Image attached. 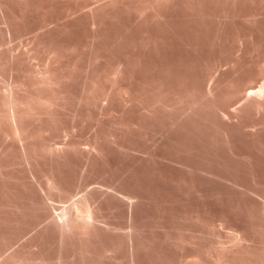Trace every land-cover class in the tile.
Listing matches in <instances>:
<instances>
[{
	"label": "rangeland",
	"instance_id": "1",
	"mask_svg": "<svg viewBox=\"0 0 264 264\" xmlns=\"http://www.w3.org/2000/svg\"><path fill=\"white\" fill-rule=\"evenodd\" d=\"M84 1H85V3H84ZM250 1L248 2V6L252 10L254 9L252 13L254 14L255 19H257V17H258L257 20H259V21H257L256 24L254 22H251V25H248V26L246 25L247 30H249L255 24L254 25L255 27L253 26V28L250 29V31L252 32L254 29V31H256V33L254 32L256 36H255V38H252V39L249 38L247 40L248 43H246L247 46H245V48L247 47V49H244V51L247 50L248 52L247 51L243 52L244 54H246L245 56H243V53H241V54L238 53V47L237 46H239V45H238V42L235 40V38H233V36L235 33L234 29L236 26H237V28L235 29L236 32L241 31L242 29H244V31H245L246 27L244 25L241 26V24L239 23V26L237 24L236 25L231 24V25L226 26V29H225V27L222 28V27H220V24H219L218 14H216V13L214 14L213 12L211 15H209V16L207 15V17L205 18L206 20L205 19H203L202 21L200 20L199 21L200 25L196 22V24H198V26L195 25L194 24L195 22H193V21H192L193 23L191 22V24H190L189 18L182 17V19H180L179 17L178 18L176 17L174 19V23L172 25H170V24L165 25L164 22H155V23L148 25V26H145V27L142 26V28L138 27V29L136 30V33L134 35L135 37L137 36L136 38L128 37V39H127L126 35L123 34L126 31V27L125 26L123 27V25H121L120 22H118V21H116V22L113 21L111 23H106V24L103 23L101 26H99L98 28H95V29H92V26L86 25V24H72L71 26L67 27V29L69 30V33L70 34L73 33L72 38L65 39V38L61 37L60 34L63 33L62 32L63 31L62 30L63 24H62L61 19H62L63 13L66 11V9H69V8L74 9L77 7L85 6L86 4L88 5L91 3V0H89V2H88V0H80V1L79 0H56L55 1L56 9L53 10L52 16H55V18L54 17L53 18L56 21L58 20L57 21V27H59V25L61 23L59 29H57L58 31H56V34L58 33L57 34L58 36L56 38L57 43L54 42V44L53 43L51 44V43L46 42V41H41V45L39 44L40 47L38 46V49L35 51L34 55L32 54L33 55L32 57L30 56L29 58L28 57L24 58V60H23L24 62L21 61L23 64L21 65V67H20L21 69L19 68V70L18 69L15 70V68H14L15 66H12L13 64L11 63L12 62L11 61V55H10V52L8 50L12 49V48L17 49L22 44H23V47L25 46V48L26 47L31 48L32 46H34L33 40L28 35L24 36L22 38H15L11 43L6 41V39H3L2 37L0 38V39H2V41L0 40V46H1L0 47L1 48L0 49V63H1L0 64V67H1L0 68V70H1L0 71V82H1L0 83V99H2L3 96H5V94L7 93L8 87L12 84H17L16 90L19 93L22 91L26 92L25 94L23 92L20 93L24 96L26 94H28L27 92H29V95H27V98H29V99H31V97H33V96L35 98L36 95H39L41 97L42 96H45V97L51 96L48 91H47L48 93L46 92L45 88H44L45 90L42 89L43 87L39 88L41 86H39L37 84L38 83L37 78L40 79L41 77H43V75L47 72V70H51V71H53V73L55 72L54 74H55L56 78H58L57 79L58 86H57V88H55L56 90L53 91L52 95L54 94V96H55L57 94V96L55 97V100L57 97L59 98V100L57 98L55 106L52 109L53 112L54 111L56 112V114L54 112L53 115L54 114L55 115L53 117L52 116L49 117V115L43 114L42 122H44V123L41 122L42 123L41 126H43V127L38 125V122L35 123L36 128L33 131V133L38 134V132L41 131L43 134L40 133L41 136H37V134H36L35 137L37 136L36 137L37 139L36 138L33 139V143H35L34 144L35 146L33 147L34 149L33 148L31 149V152L35 151V152H33L35 154L32 153V157L35 159L31 158L29 164L27 162H24L25 161L24 158L19 156L18 153L15 154V151L13 149H12L13 151L10 149H6L8 141L9 142H10V140L15 141V137L13 135H11L9 137L10 140H8L9 138L6 139L5 137H3V139H2V136H1L2 134L0 133V142H1L0 143V155H1L0 156V164H1L0 165V184H1L0 185V195L4 196V197L0 196V215H1L0 218H2V220L0 219V239H1L0 240V255L1 254L3 255V256L2 255L0 256V261H3V258L5 259L7 257H10V254H13V255L15 254L16 256H18L17 255V253H18L21 256H23L25 254L23 256L25 261L30 262V259H31V262L37 261V262H40L42 264H54L55 262H56L55 264H85V263L86 264H92V263L93 264H114V263L115 264H131L132 258L129 259V257H131V256L128 255V254H130V245H129L130 243L128 241V233H127V232H129V229H128L129 215H130V211H131L135 216L134 219L136 220L138 218V221L136 220V224L141 229L139 232V236H140V239L142 241L141 242L142 246H144V247L141 246L140 250H142V251H139V253H140L139 263L140 264L141 263L144 264V262H145V264H149V262H151L150 264H164V262H165V264H191V263H193V264H203V263L204 264H213V263L216 264V262L218 264H230V263L231 264H255V263L256 264L257 263L258 264H261V263L264 264V262H263L264 261V231H263L264 230V221H263L264 220V210H263L264 207L262 208V206H264V204L262 203L263 205H261L259 203L260 201L258 199H256L254 196L247 194L245 191L247 189V187L252 188L254 186L253 189H257V190L261 189V191L263 192L264 191V188H263L264 183L262 182L263 184H259L260 182L256 181L258 179L255 178L254 174L251 171H248V170H250V168L247 167L248 160H246L245 154L252 151L251 149H253V148L249 147L251 145L249 142L247 143V141H248L247 133L245 134L247 129L244 130V128L242 126H240V124L238 125L237 123H235V127H234V124L225 126L223 122L221 123V121L226 116H228L226 118H229L231 116L232 117L235 116L236 114L234 115L235 112L233 113V111L235 110L237 112V109L240 108L239 104L243 103V101H245V102L247 101L246 96H244L245 94L243 95V93H244L243 87L245 84V81H244L245 75L243 73H245L246 71H249L250 70L249 68H251L253 66H256L259 70H261L263 68L262 66H259V64H260L259 62H261V60L264 59V54H263L264 53V50H263L264 49V40H263L264 39V30H263L264 29V5L262 4V3H264V0L263 1L262 0H250ZM254 1H256V2H254ZM259 1L260 2L262 1L261 4H259L260 3ZM10 6H11V11H14V10H16V8L18 9L20 7V5L17 2H11ZM257 12H259L260 14ZM212 16L214 18H216L217 20L213 19ZM241 16L243 18L244 14L241 13L239 15V17L241 18ZM209 17L213 20L209 19ZM239 17L236 16L237 19ZM184 18L189 19V20L186 21ZM240 18L238 19L239 21L237 19L235 21L237 23L238 22L242 23V21H240L242 18L241 19ZM261 18H262V20H261ZM176 19H177V21H176ZM208 19L211 21H209ZM180 20H182V22L184 21L185 23L189 22L188 25H193L192 27L191 26L189 27L190 29L192 28L191 30H193V31H190L189 28L187 29L186 27H188V25H186L184 22H183L184 24L183 23L182 24L185 26H183V25L180 26L181 22H178ZM215 20L217 22L216 23L217 26L214 22ZM39 21L40 22L44 21V18H40ZM212 21L214 23H211ZM202 22H205V23H202ZM22 24H23V27L24 28L27 27L26 29H28V30L34 28L32 23L24 22ZM177 24H180V25L177 26ZM213 24L216 26V28L219 27L220 29H218V28H217L218 30L215 29V26ZM194 25L197 27H194ZM203 25H205L206 29L204 28ZM258 26H260V27H258ZM109 27H110V30L108 29ZM111 27H113V28H111ZM115 27H117V29ZM101 28H103V29H101ZM123 28L125 31L123 30ZM146 28H148V29H146ZM193 28H195V30ZM203 28L205 30H203ZM171 29H174V30H171ZM178 29L181 32H179ZM93 30H94V32H93ZM105 30H107V31H105ZM127 30H128V27H127ZM186 30H188V31H186ZM197 30L200 32H198ZM74 31H75V33H74ZM113 31L114 32L116 31V32L114 33ZM182 31L184 34L182 33ZM194 31H196V32H194ZM230 31L232 32L233 36H231V34H230L229 35L230 38H228V39L224 38L223 34L224 33L228 34ZM118 32H120L122 34L119 33L120 36L119 35L117 36ZM154 32H156V33H154ZM170 32H172V33H170ZM187 32H188V34H187ZM210 33H211V35H213V37L210 35ZM257 33H260V35ZM161 34L163 36H161ZM180 34H181V36L183 35V37H181ZM199 34L201 35V38H199L200 37ZM207 34L210 35V38H209V35H207ZM111 35H113V36H111ZM123 35H125V36H123ZM158 35H159V37H158ZM194 35H195V38H194ZM214 35H215V38H214ZM138 36H139V39H137ZM166 37H168V38L166 39ZM179 37H181V38H179ZM189 37L191 38L190 40L188 39ZM257 37H259V39ZM141 38H142V41L144 43L141 41ZM150 38H152V39H150ZM173 38H174V40H173ZM193 38L195 39V41L192 40ZM80 39H82V40H80ZM113 39L115 40V42ZM118 39H120V40H118ZM134 39H136V40H134ZM176 39H178V40L176 41ZM185 39L187 42L185 41ZM200 39L202 40L203 43L201 41H199ZM205 39L207 40V43L204 42V41H206ZM255 39H256V41H255ZM58 40H60V41H58ZM149 40H151L150 43L152 45L149 43ZM166 40H167V42L169 41L168 43H170V42H173V43H171L169 46V44H167ZM180 40H182V42H179ZM253 40H254V42H253ZM117 41H118V43H117ZM119 41H122V42H119ZM132 41H133V43H132ZM231 41H232V43H231ZM43 42H46L47 44L43 43ZM138 42L140 45L138 44ZM161 42L163 43L162 45H161ZM175 42L176 43L178 42L179 44L178 43H177L178 45L174 44ZM183 42H184V44H183ZM191 42L193 45H191ZM217 42H219L220 44ZM119 43H121L122 45ZM180 43H181V45H180ZM205 43H206V45H205ZM44 44H46L47 46L45 47ZM63 44H64V46H63ZM141 44H143V45H141ZM158 44L162 47H160ZM203 44L205 45L204 47H203ZM227 44H229V45L227 46ZM251 44H253L252 47L254 46L253 47L254 49L248 48V47H251ZM261 44H263V46ZM51 45H52V47H50ZM125 45H127V48ZM155 45L157 46V48ZM184 45L187 46V48L184 47V49H183ZM118 46H120V47L118 48ZM114 47H116V48H114ZM178 47H179V49H178ZM202 47H203V49H202ZM258 47L259 48L263 47V49H259ZM39 48H42V49L39 50ZM45 48L46 49L48 48V51ZM75 48H77V49H75ZM142 48L146 49V51L142 50ZM164 48H166V50H164ZM167 48H168V52L169 53L172 52V54L171 53H170V55H169V53H168V55L166 54ZM171 48L174 52L171 50L169 51V49H171ZM181 48H182V50H181ZM190 48H192V49H190ZM194 48H195V50H194ZM207 48H209V49H207ZM119 49H121V50H119ZM158 49L160 51H158ZM187 49H188V51H186ZM220 49H222V51ZM49 50H52V51H49ZM131 50H133V51H131ZM201 50L204 53L206 51L205 55H204V53L201 52ZM228 50H230V52H228ZM233 50H234V52H232ZM39 51L41 52V54ZM164 51H166V52H164ZM197 51H199V53ZM215 51H218V52H215ZM148 52H149V54H148ZM150 52H151V54H150ZM155 52L157 54H155ZM192 52L193 53L197 52V53L192 54ZM200 52L202 54H200ZM54 53L57 56H55ZM131 53H132V55H131ZM186 53H187V56H186ZM210 53H211V55H210ZM222 53H225L226 56L224 54L222 55ZM249 53H252V54H249ZM78 54H79V56H78ZM134 54H135V56H134ZM152 54H153V56H152ZM212 54L214 57H216L215 55H218L221 58H219L217 56L214 60V57L212 58ZM258 54H260V55H258ZM150 55L152 56V58ZM188 55H189V57H188ZM251 55H253V56H251ZM256 55H257V57H256ZM47 56H49V57H47ZM184 56H186V58H184V59L188 60L189 62L188 61L184 62V60H183ZM238 56H240V58H237ZM70 57H71V59H70ZM76 57L79 59H77ZM171 57H173V58H171ZM174 57H176V58L178 57V58L176 59ZM209 57L212 59L213 63H215L216 65L211 63L212 61L210 60ZM121 58H122V60H121ZM148 58H150L152 61ZM249 58H251V59H249ZM59 59H61L62 62ZM62 59L63 60L65 59V60L63 61ZM76 59H77V61L78 60L79 61L77 62ZM172 59H174V60H172ZM204 59H205V63H202L201 61L203 60V62H204ZM236 59L238 60V62L235 63V61H237ZM239 59H241V60L239 61ZM253 59L255 61L256 60L257 61L255 62V61H253ZM118 60H121V61L118 62ZM149 60L151 62L155 61V63L148 64ZM249 60L250 61L252 60V61L250 62ZM157 61H159L158 62L159 64L157 63ZM167 61L168 62L170 61L168 63L169 65L167 64ZM177 61H178V63H177ZM180 61H181V64H180ZM214 61H216V62H214ZM174 62H176V63L173 64ZM182 62L188 63L187 66H186V64H183ZM217 62H218V64H217ZM226 62H227V64H226ZM252 62H253V66L251 65ZM86 64H87L88 69L85 68ZM170 64H171V67H170ZM177 64H179L180 66H178ZM182 64H183V66H181ZM204 64H205V66H204ZM210 64L212 67L210 66ZM224 64H226V66ZM242 64H243V66L244 65H246V66L243 67ZM173 65L175 68L173 67ZM250 65H251V67H249ZM177 66H178V68L180 67L179 69H181V70H179L178 68L176 69ZM216 66H218L219 68ZM163 68H164V71H163ZM170 68H172V69H170ZM194 68H195V70H194ZM214 68H216V69L214 70ZM238 68H240V69H238ZM23 69H25V70H23ZM56 69H58V70H56ZM182 69H183V73H181ZM188 69L190 71H188ZM207 69L208 70L210 69V70L207 71ZM245 69H246V71H244ZM21 70H22V72H21ZM134 70H136V71H134ZM157 70H158V72L160 71L159 72L160 75L158 74ZM176 70H178L179 72L178 71L176 72ZM185 70H186V73L184 74ZM43 71H45V73ZM68 71H69V73H68ZM112 71H114V72H112ZM168 71H170V72H168ZM187 71L192 72L193 75L191 73H188ZM222 71H223L224 75H223ZM225 71H227L228 74L225 73ZM242 71H243V73H242ZM1 72L4 74H2ZM154 72H155V74H151ZM166 72L168 75H166ZM197 72H199V73H197ZM212 72L215 75L214 79L216 80V82L219 80L217 83H218V85H220L219 87L222 90V91H219L220 93L222 92L221 93L222 97L220 96V93H219L218 97H221L222 100L219 99L218 97H216L217 99L213 98V100H211V103H212L211 104L210 100H207L208 98H206V96H205L206 95L205 94L206 88H204V90H205V92H204L203 87H201V86H203V84H206V83L208 85H210L209 80H214L212 78V77H214ZM31 73H32V75H31ZM57 73H58V75H57ZM75 73H77V75ZM187 74H189V75H187ZM197 74H199L200 76H198ZM201 74H203V77H201ZM208 74L211 76H208ZM245 74H247V72ZM12 75H14V76H12ZM22 75L25 77H23ZM112 75L113 76L115 75V77H113ZM124 75L126 76V78H124L125 77ZM150 75H151V77L152 76L153 77L152 78L149 77ZM154 75H156V76H154ZM180 75L182 76V78ZM194 75H196L195 76L196 78L198 77L197 78L198 80H196V83H198V85L200 87L198 89H200V90H198L196 88L198 86H196L197 84L195 82H193L195 79V77H193ZM221 75H223V76L221 77ZM241 75H242V79H239V77L241 78ZM129 76H131V77H129ZM157 76H158V78H157ZM160 76H161V78H160ZM172 76H173V79H172ZM184 76H186V77H184ZM191 76H192V78H191ZM232 76H233V78H232ZM21 77H23V79ZM235 77H237V78H235ZM65 78H67L69 81ZM178 78H180V80ZM222 78L224 80H222ZM63 79H65V80L63 81ZM84 79H86V80H84ZM125 79H127V80H125ZM204 79L207 80V82H205ZM234 79H236L238 81H236V80L234 81ZM260 79L261 80L258 81L260 83L257 82L258 84L257 83L255 84V86H257L258 88H259V86L260 87L264 86V81H263L264 80V74L261 76ZM76 80H78V81H76ZM130 80H132V81H130ZM134 80H137V82ZM156 80L159 82L157 83ZM163 80H164V83H163ZM170 80H171V82H170ZM10 81H11V83H9ZM81 81H83V82H81ZM107 81H109V82H107ZM112 81H113V83H112ZM173 81H174V83H173ZM176 81H178V82H176ZM183 81H184V83H183ZM186 81L188 83H186ZM197 81H199V82H197ZM227 81H228V83L226 84ZM240 81L241 82L243 81L244 83L243 82L241 83ZM118 82H120V83H118ZM131 82H132V84H131ZM146 82H148L149 84H147ZM180 82H182L181 83L182 85L180 84ZM190 82L193 84H191ZM223 82H224V85H223ZM232 82L233 83L235 82L234 85H236L239 82L243 86L238 83V85H237V86H239L238 87L239 89H238V88H236L237 86L235 87ZM34 83H35V85H34ZM103 83H106V84H103ZM125 83H126V85H124ZM19 84H20L21 89H19L20 88L18 86ZM84 84H85V89H84ZM145 84H146V86H144ZM153 84H154V86H153ZM155 84H156V87H155ZM185 84H187V85H185ZM194 84H196V85H194ZM200 84H201V86H200ZM174 85L177 87H175ZM184 85L186 88L184 87ZM206 85H204V87ZM222 85L225 86L224 90L226 88V91L223 90ZM151 86H153L154 88L153 87L151 88ZM187 86H189V87L191 86V88H189ZM240 86H241V88H240ZM28 87H29V89H28ZM67 87H68V89H67ZM74 87L77 90L74 89ZM86 87H88V88H86ZM147 87H148V89H147ZM159 87H161V88H159ZM164 87H165V89H164ZM192 87H194V88H192ZM231 87H233V88L231 89ZM100 88L103 90L101 91ZM150 88H151V90H150ZM168 88L170 91H168ZM184 88L188 89V90H186L187 92L185 91ZM220 88H219V90H220ZM23 89H25V90H23ZM40 89H42L41 92H40ZM135 89L137 91H135ZM139 89H140V91H139ZM179 89H180V91H179ZM192 89H193V91H191ZM240 89H241V91H237ZM38 90H39L40 94L38 93ZM57 90H59L60 92H58ZM98 90H100V91H98ZM125 90H128L129 94H124ZM194 90H196V91H194ZM234 90H236L238 93H236ZM34 91H35V93H32ZM91 91H94V92H91ZM143 91H145V92H143ZM79 92L80 93L82 92V93L80 94ZM195 92H197L196 93L197 95L195 94ZM227 92H229L230 94H228ZM240 92L242 95L240 94ZM31 93H32V95H31ZM100 93H101V95H100ZM137 93H139V95ZM142 93L143 94L145 93V94L143 95ZM159 93L161 96L159 95ZM179 93H180L181 97H180ZM188 93H189V96H188ZM190 93L192 95L194 94L193 97H192V95L190 96ZM203 93H204V95H203V97H201ZM97 94H99V95H97ZM102 94H103V97H102ZM147 94L148 95L151 94V95L148 96ZM154 94H156V95L158 94V95L156 96ZM167 94H169L170 97L174 96V98L173 97L168 98ZM132 95L135 98L132 97ZM177 95L179 98H177ZM223 95H225V96L223 97ZM39 96H37V97H39ZM142 96H144V97L146 96L145 97L146 99L144 97H143L144 98L143 99ZM37 97H36V100H37ZM130 97L132 98L131 100H130ZM137 97H138V99H137ZM164 97H165V99H164ZM182 97H184V98H182ZM204 97L206 99H204ZM237 97H240V98H237ZM156 98L158 99V101L155 100ZM235 98L240 100V102H238L239 104L237 103V100ZM121 99H122V102H121ZM172 99H174V100H172ZM198 99H200L199 100L200 102L198 101ZM202 99L204 101H207L205 103V105H204V101ZM214 99H216L215 101L218 104L216 102H214ZM31 100H33L34 103L36 102L35 104H37V101L35 99H31ZM125 100H127V101H125ZM62 101H63V103H62ZM147 101H148V103H149V101H150V103H152L154 101L155 103L153 102L154 103L153 107H152L153 103L152 104L149 103L150 104L149 105L147 103ZM163 101H164V103H163ZM175 101H178V102H175ZM179 101L180 102L182 101V102L180 103ZM208 101H209V104H208ZM229 101H231V102H229ZM130 102H132L133 104ZM189 102H190V104H189ZM197 102L199 103L200 107H199ZM224 103H226V105ZM56 104L58 106H56ZM81 104H83V105H81ZM165 104L167 106H169L168 107L169 111H163L165 108H167V106ZM178 104L181 106L178 107ZM187 104H189V105H187ZM195 104H196V106H195ZM237 104H238V106H237ZM171 105H172V108H171ZM174 105H175V107H174ZM193 105L195 108L192 107ZM213 105L218 107V109L216 107H214L212 109ZM233 105L235 107H233ZM188 106H190V107H188ZM221 106H223V107H221ZM228 106L230 107V109H228L229 108ZM45 107H48V106L43 105L41 108L43 111L45 109V112H46L47 108H45ZM180 107H182L181 110H180ZM56 108H58V109H56ZM135 108H136V110H135ZM185 108H187V109H185ZM191 108H193V109H191ZM196 108L198 109V111ZM205 108H206V110L203 111L202 109H205ZM127 109H129V111H127ZM188 109L190 110V112L188 111ZM199 109H201V110H199ZM227 109L229 111L231 110L230 112L227 111L228 113H233V114L228 115V113L225 111ZM161 110L163 112H161ZM170 110H171V112H170ZM193 110H195V111H193ZM211 110L214 112H211ZM250 110L252 111V109L250 108V109H248V112ZM131 111H133L135 113L133 114V112H131ZM221 111L224 113V115L225 114L226 115L225 116L221 115V113H222ZM60 112L62 113V116H61ZM149 112L151 115L148 114ZM164 112H166V113H164ZM173 112H174V114L176 113L175 115L178 118L173 114ZM185 112L189 113V115L186 114ZM194 112H196V114ZM201 112L206 113L205 115L207 117V120H205L206 117L203 118L205 115L201 114ZM210 112L212 115H210ZM248 112L246 111V113H245L246 117H244V118H246V119H244L247 122L246 124L250 123L251 121L253 122V120L256 118V114H258L256 112V110L249 113V115H248ZM183 113H185V114H183ZM171 114H173V116H175L176 119H175V117H173V119H172ZM178 114L179 115L183 114V115L179 116ZM198 114H200V115H198ZM215 114L218 115V117L215 116ZM252 114H253V117H255V118H252ZM168 115H169V117H168ZM194 115H196L197 118ZM187 116L190 118H188ZM219 116H220V118H219ZM223 116H224V118H223ZM247 116H248V118H247ZM193 117L196 118L195 119L196 121L194 120ZM249 117H250V119H249ZM183 118H184V120H183ZM166 119H167V121H165ZM203 119L205 122L203 121ZM212 119H213V121H212ZM229 119L232 121V123L237 122V121H235L237 119L235 117H233L232 119L231 118H229ZM170 120L173 123L169 122ZM174 120H176V122ZM185 120H192V122L186 121L187 123H185ZM209 120H210V122L208 123ZM218 120H221L220 123ZM193 121L195 123L197 122L198 124H194ZM198 121H200V122H198ZM45 122H47L46 125H45ZM176 123H177V125H176ZM188 123H190V124L188 125ZM191 123H192V125H191ZM205 123H206V125H205ZM207 123L209 125H207ZM210 123L211 124L213 123L214 126H213V124L211 126ZM169 124L170 125L173 124V125L170 126ZM180 124H183V125H180ZM221 124H223V125H221ZM37 125H38V127H37ZM49 125H51V126H49ZM168 125L170 127H168ZM194 125H197V126L199 125L200 127H197ZM237 125L240 127V129L242 128L244 132L242 130H240L239 127H236ZM175 126L176 127L178 126V128H175ZM181 126L183 127V129L180 130V128H182ZM188 126L190 127V129L189 128L187 129ZM224 126H225V128H224ZM232 126H233V128H236L237 130L233 129V131H232L231 130ZM184 127L188 131H186V129H184ZM219 127L224 128V131L225 132L228 131V132L224 135L225 132L221 128V130L223 131V133H222V131L220 130ZM228 127H230L229 129L232 132L231 131L229 132ZM48 129H50L51 131ZM64 129H66V131H64ZM217 129H218V131L219 130L220 131L218 132ZM35 131H37V132H35ZM234 131H236V132H234ZM233 132L237 133V135L239 133L240 137L237 138L236 134L234 136L232 134ZM44 133H46V134H44ZM163 133H164V136L166 135L165 137L168 136V138H166V141L168 140V142H165V140H164L165 137L163 136ZM228 134L229 135L231 134V136L232 137L234 136V138H231V137L229 138ZM244 134L246 137L244 136ZM160 136H161V138H160ZM38 137H40V138H38ZM169 138H170V140H169ZM221 138H224L225 140L221 139ZM244 138H246V139H244ZM206 139H207V141H206ZM232 139H234V141ZM5 140H7V142ZM162 140L164 142H162ZM50 142H52V143H50ZM64 142H66V143H64ZM208 142H209V144H207ZM234 142L236 143V145ZM237 142H240V143H237ZM85 143H86V145H85ZM206 144H207V146H206ZM230 144H231V146H230ZM232 144L235 146H233ZM36 145H37V147H36ZM67 145H70V147L68 146V148H69L68 153L63 158L58 159L57 156L51 155V153H46V152H50L47 150V149H50V147L51 148L54 147L53 149H56V147H57V149H60L61 147L62 148L67 147ZM81 145H82V147H81ZM42 146L44 149L42 148ZM86 146H88V147H86ZM234 147H236V148H234ZM238 147H240V148L238 149ZM243 147L244 148L246 147V148L244 149ZM4 148H5V150H4ZM39 148H41V149H39ZM229 148H231V150L234 152L232 153V151ZM95 149H98L100 152L97 153V150H95ZM138 149H140V150H138ZM223 149H225L226 151L225 150L223 151ZM240 149L242 150V152ZM2 151L3 152L6 151V152L3 153ZM85 152H88V153H86L87 155L85 154ZM144 152H150L152 155V156L150 155L151 158L150 157L148 158L147 156L144 157L143 156ZM226 152L229 153V155ZM219 153L222 156L219 155ZM230 153H232V156H230ZM239 153L241 154V158H240V155H238ZM4 154H6V155H4ZM47 154H49V155H47ZM204 154H206V155H204ZM39 155L41 157H39ZM85 155L87 157L84 158ZM199 155H202V156L204 155L205 157H201L203 159H200ZM218 156H220V157H218ZM225 156H226V158H225ZM243 157H245V158L243 159ZM146 158H148V159H146ZM222 158L225 159L226 161L223 160ZM20 159H23V160H20ZM145 159H146V161H145ZM204 159H206V160L209 159L210 161L208 160L209 161L208 162L205 160L206 161L205 162ZM228 159L232 160L233 163H232V161H230ZM235 159H236V161H235ZM33 161H37V162H33ZM183 161L186 162L185 165L188 167H186L184 164H180ZM185 162H183V163H185ZM140 163L142 164V166ZM235 163H236L237 167H235ZM241 163L244 165L241 166L242 165ZM27 164L29 167L27 166ZM206 164H208L207 168L212 170V173L206 167L203 169L204 166H207ZM189 166H191L192 168H190ZM212 166L214 168H212ZM225 166L227 168L230 167V168H228L229 170ZM182 167H184V168H182ZM232 167L235 169H233ZM244 167L248 170H246ZM16 168H20V169L18 170ZM181 168L184 169L185 171L184 170L182 171ZM240 168H244V170L243 169L240 170ZM191 169H192V171H191ZM216 169H217V172H219L220 174L216 172ZM13 170H14V172H13ZM203 170H204V172H203ZM238 170H240V171L237 173L236 171H238ZM195 171H196V174H194ZM225 171H227V173L230 171L231 172L229 174H226ZM247 171H248V173H247ZM19 172H21V173L19 174ZM188 172H190V174ZM213 172L217 173V175H215ZM204 173H207V174H205L206 176L204 175ZM223 173L225 175H228V176H226L227 179L225 178V175H223ZM245 173H247V175ZM199 174H202V175L199 176ZM248 174H250V175H248ZM23 175H25V177ZM229 175H230V177L232 176L233 178H235L238 181H236L232 177H231L232 178L231 179L229 177ZM243 175L244 176L246 175L247 178L244 177ZM251 176L254 177V179H252ZM206 177L208 179H206ZM237 177H240V178L238 179ZM185 180H187V181H185ZM252 180H253L254 184L251 182ZM3 181H4V183H3ZM17 181H18V183H17ZM191 181H192V183H191ZM28 182H30V183H28ZM232 183L234 185H232ZM248 184H251V186ZM256 185H258L257 186L258 188H256ZM10 186H11V188H10ZM242 186H244V187H242ZM6 187H8V189ZM45 187H46V189H45ZM237 187L240 189H238ZM16 189H18V190H16ZM19 189H21V190H19ZM27 191H28V193H27ZM240 191H241V193H240ZM33 193H35V194H33ZM235 194H237L238 196ZM7 195H8V197H7ZM132 196H133V198L131 200H129V197L131 198ZM239 196H240V198H239ZM47 197L51 198L52 200H50L48 202ZM181 197L183 199H181ZM190 197L192 199H190ZM241 197H243V198H241ZM244 197H246V198H244ZM76 199L80 200V202H79L80 205L78 207L79 210L76 212L74 211L72 213V215L69 217V219L66 220L65 224H62L61 222H59L58 219L55 218V216L62 212L63 206L71 207V205L73 204V201ZM175 199L177 202L175 201ZM244 199H245V201H244ZM34 200H35V202H34ZM129 201H131V202H129ZM189 201H191V202H189ZM247 201H249L248 202L249 204L246 203ZM251 201H254V202H251ZM12 202H13L14 206L12 205ZM24 202H25V204H24ZM258 203H259V205H258ZM17 204L20 205L19 209L15 208ZM33 204H35V205H33ZM257 205L259 208H253ZM29 207L31 208V210ZM258 209H260V210H258ZM10 210H11V212H10ZM35 210H37V211H35ZM252 210L255 212H253ZM257 210L260 212H258ZM39 212H40V214H39ZM2 213H5V215ZM17 213H19L21 216L22 215L23 216L21 217ZM160 213L161 214L164 213L163 216L160 215ZM255 213L257 214V216ZM259 214L260 215L262 214L260 216V218H259ZM13 215H14V217H13ZM4 216H5V218H4ZM164 216H165V222L163 219ZM187 216H188V218H187ZM37 217H39V218H37ZM172 217H173V219H172ZM174 217H176L177 219ZM245 217H247V218H245ZM249 217H251L252 219ZM253 217H256V219H258V220H256ZM261 217H262V219H261ZM8 218L10 219L11 222L9 221ZM20 218H22V219H20ZM24 218H26V219H24ZM75 218H76V220H74ZM241 218H242V220H241ZM244 218L247 220H245ZM39 219H41L42 221ZM44 219H45V221L43 222ZM156 219H160V221H163V225L165 226V229L161 228L162 225H160V223L158 222L159 220L154 221ZM13 220H15V221H13ZM27 220H28V222H27ZM56 220H58V221H56ZM166 221H169V222L166 223ZM254 221H257V223ZM19 222H22V223H19ZM38 222H39V224H38ZM172 223L176 226H174ZM10 224H12V225H10ZM167 224L168 225L170 224V225L168 226ZM24 225H25V228L23 227ZM57 225H58V227H57ZM126 225H128V226L126 227ZM188 225L193 230H191V228ZM39 226H41V227L38 228ZM9 227L10 228L12 227V228L10 229ZM29 227L32 228V230ZM175 228H176V230H175ZM210 228L214 230V233ZM215 228H216V230H215ZM257 229H258V232H257ZM170 230L173 232L171 233ZM207 230H209V232ZM2 231H4V232H2ZM13 231H15L16 233ZM226 231L228 232V234ZM26 232H27V234H26ZM200 232L201 233L203 232V233L201 234ZM3 233H4V235H2ZM10 233H12V235H9ZM215 233H217V234H215ZM20 234L22 235V237L17 236ZM191 234H192V236H191ZM238 234L239 235L243 234V235L247 236L248 239L250 240V242H249V240L244 242L241 246L236 247V249H234V251L227 250V251L223 252L224 251L223 249H230V248L234 247V245H235V244H233L235 242V239H234L235 236L234 235H238ZM166 235L167 236L171 235V236H168V238H167ZM177 235L178 236L181 235V238L178 237ZM162 236L165 238H163ZM199 236H200V238H199ZM220 236H221V238H220ZM16 237H17V239H18V237H20V239H21V240L19 239L20 243L18 242L19 240L15 239ZM228 238H229L230 242H229ZM5 239L7 242L5 241ZM14 239L17 242H14L10 245V242H12V240H14ZM31 239H33V240H31ZM161 239H162V241H161ZM169 239H171V242ZM123 240H124V243H123ZM156 240L161 241V243L160 242L157 243ZM185 240H186V242L187 241H189V242L186 244ZM125 241H126V243H125ZM166 241L167 242L169 241V242L167 243ZM30 242H32V243H30ZM219 242H220L221 247L219 246ZM227 242L230 244H228ZM16 243L17 244L19 243V244L16 246ZM6 244H9L10 246L6 247ZM20 244H22V245H20ZM115 244H117V245H115ZM170 244H171V246H170ZM190 244H193V245H190ZM216 244L218 247L216 246ZM31 245H32V247H31ZM113 245H115V246H113ZM19 246H21V247H19ZM151 247L152 248L154 247V248L152 249ZM158 247L161 248L160 251H159L160 248L158 249ZM165 247H167V249ZM103 248H104V250H102ZM110 248L112 250H110ZM147 248L150 251L147 250ZM21 249H22V251L24 250V252H22ZM151 249L153 251H151ZM220 249H221V252L224 254H222L220 252ZM239 249L241 250V252ZM242 249H243V251H242ZM13 250L15 251V253ZM27 250H28V252H27ZM91 250H92V252H91ZM29 251L30 252L32 251V252L30 253ZM109 251L112 252L113 254L110 253ZM116 251H118V252H116ZM187 251H188V253H187ZM99 252H101V253H99ZM161 252H162V254H161ZM92 253H95V254H92ZM175 253H177L178 256ZM5 254L7 257L5 256ZM97 254H98V256H97ZM106 254H108V255H106ZM188 254L189 255L191 254L190 257ZM215 254H216V256H215ZM227 254L229 255V257ZM93 255H95V256H93ZM116 256H118V257H116ZM119 256H121V257H119ZM198 256L201 257L200 258L201 260L199 259ZM218 256H223L224 260H223V262L221 261L222 263L218 262V259H217ZM225 256L227 259L225 258ZM89 257L91 259H89ZM34 258L35 259L37 258V259L34 260ZM39 258H40V260H39ZM169 258H170V260H169ZM172 258H173V260H172ZM101 260H103V261H101ZM190 260H192V261H190ZM225 260H227V261L224 262ZM75 262H77V263H75ZM152 262H154V263H152Z\"/></svg>",
	"mask_w": 264,
	"mask_h": 264
},
{
	"label": "bare ground",
	"instance_id": "2",
	"mask_svg": "<svg viewBox=\"0 0 264 264\" xmlns=\"http://www.w3.org/2000/svg\"><path fill=\"white\" fill-rule=\"evenodd\" d=\"M55 1L56 0H0V38L2 37L3 39H6V41H8L9 43H11L15 38H22V37H24V36H30L31 37V39L33 40V44H34V46H32L31 48H25V46L23 47V44L22 45H20V47L19 48H17V49H14V48H12V49H9L8 51L10 52V55H11V63L13 64L12 66H15L14 68H15V70H19V68L21 67V65L23 64L22 62H24L23 60H24V58H26V57H32L33 55H34V53H35V51L38 49V46H39V44L41 45V41H46V42H49V43H53L54 44V42H56L57 43V41H56V38H57V34H56V31H58L57 29H59V27H60V25H61V23H60V25H59V27H57V21L54 19L55 18V16H52V13H53V10L54 9H56V6H55ZM80 1V0H79ZM250 0H91V3L90 4H86L85 6H82V7H77V8H74V9H71V8H69V9H66V11L63 13V16H62V24H63V33L62 34H60L61 35V37H63V38H65V39H69V38H72V34H70L69 33V30L67 29V27H69V26H71L72 24H86V25H90V26H92V29H95V28H98L99 26H101L103 23L104 24H106V23H111V22H116V21H118V22H120V24L121 25H123V27L125 26L126 27V31L124 30V28H123V30L125 31L123 34H125L126 35V37H127V39H128V37H131V38H136L134 35H135V33H136V30L138 29V27H140V28H142V26H148V25H151V24H153V23H155V22H164L165 23V25L167 24V25H172L173 23H174V19L177 17H179L180 19H182V17H186V18H189V19H185L186 21L187 20H189V22H190V24H191V22L193 21V22H195L194 24L195 25H197L198 26V24H199V21L201 20H203V19H205L206 17H207V15L209 16V15H211L212 14V12L215 14H218V16H219V24H220V27H222V28H224L225 27V29H226V26H228V25H231V24H237L238 26H239V23L241 24V26H245L246 27V25L248 26V25H251V22H254L255 24H256V22L257 21H259V20H257L258 19V17H257V19H255V17H254V14L252 13L253 12V10L251 9V8H249V6H248V2H249ZM263 1V0H262ZM261 1V2H262ZM11 2H17L19 5H20V7L17 9L16 8V10H14V11H11V6H10V3ZM58 2V1H57ZM88 2H89V0H88ZM251 2V1H250ZM254 2H256V1H254ZM260 2V1H259ZM261 2L259 3V4H261ZM62 3V2H61ZM64 3V2H63ZM67 3V2H66ZM80 3V2H79ZM84 3H85V1H84ZM252 3V2H251ZM263 5H264V3H262ZM58 5V4H57ZM77 5V4H76ZM83 5V4H82ZM250 5V4H249ZM61 6V5H60ZM63 6V5H62ZM253 6V5H252ZM261 6V5H260ZM64 9V8H63ZM62 11V10H61ZM263 11V10H262ZM244 14V17L242 18V16H241V18L239 17V15L240 14ZM257 13H259V12H257ZM262 13V12H261ZM59 14V13H58ZM260 14V13H259ZM54 15V14H53ZM57 15V14H56ZM61 16V15H60ZM236 16L237 17H239L241 20L240 21H242V23L241 22H236L235 20L237 19L236 18ZM54 17V18H53ZM216 17V16H215ZM260 17V16H259ZM40 18H44V21H42V22H40L39 21V19ZM58 18V19H59ZM212 18L213 19H216V18H214L213 16H212ZM238 18V19H239ZM183 19V20H184ZM209 19H211L210 17H209ZM208 19V20H209ZM213 19H211V20H213ZM237 19V20H238ZM60 20V21H61ZM206 20V19H205ZM211 20H209V21H211ZM217 20V19H216ZM216 20L214 21L215 22V24L217 23L216 22ZM261 20H262V18H261ZM176 21H177V19H176ZM239 21V20H238ZM24 22H29V23H32V25L34 26V28L33 29H30V30H28V29H26V28H24L23 27V24L22 23H24ZM117 22V23H118ZM178 22H181V25L180 24H177V26L178 25H180V26H182L184 23L182 22V20H180V21H178ZM188 22V23H189ZM192 22V23H193ZM196 22L198 23V24H196ZM213 21L211 22V23H214ZM177 23V22H176ZM183 23V24H182ZM188 23H185L186 25H188ZM201 23V22H200ZM202 23H205V22H202ZM260 23V22H259ZM258 23V24H259ZM119 24V25H120ZM253 24V23H252ZM254 24V25H255ZM117 25V24H116ZM175 25V24H174ZM194 25V27H197V26H195ZM200 25V24H199ZM206 25V24H205ZM205 25H203L204 26V28H205ZM214 25V24H213ZM253 25V26H254ZM83 26V25H82ZM89 26V27H90ZM105 26V25H104ZM176 26V25H175ZM183 26H185V25H183ZM192 27L193 25H188V27H186L187 29L189 28V27ZM215 26V25H214ZM216 26H217V24H216ZM216 26H215V29H220L219 27H217L216 28ZM253 26L250 28V29H252L253 28ZM31 27V26H30ZM86 27V26H85ZM127 27H128V30H127ZM201 27V26H200ZM255 27V26H254ZM258 27H260V26H258ZM111 28H113V27H111ZM116 29H117V27H115ZM179 28V27H178ZM203 28V30H205ZM237 28V26L235 27V29ZM244 28V27H243ZM65 29V30H64ZM75 29V28H74ZM77 29V28H76ZM80 29V28H79ZM82 29V28H81ZM101 29H103V28H101ZM106 29V28H105ZM109 30H110V27L108 28ZM121 29V28H120ZM145 29V28H144ZM146 29H148V28H146ZM150 29V28H149ZM175 29V28H174ZM174 29H171V30H174ZM190 29V28H189ZM192 29V28H191ZM190 29V31H193V30H191ZM194 30H195V28H193ZM197 29V28H196ZM208 29V28H207ZM211 29V28H210ZM209 29V30H210ZM217 29V30H218ZM235 29H234V36H233V34H232V32L230 33H224L223 34V37L224 38H226V39H228V38H230V34H231V36H233V38H235V40L238 42V45L239 46H237L238 47V53L239 54H241V53H243V52H246V51H244V49H247V47L245 48V46H247L246 45V43H248L247 42V40L249 39V38H255V33H256V31H254V29H253V31L251 32L250 31V29L249 30H247V27H246V30L244 31V29H242L241 31H238V32H236L235 31ZM239 29V28H238ZM257 29V28H256ZM263 29V28H262ZM261 29V30H262ZM73 30V29H72ZM90 30V29H89ZM143 30V29H142ZM170 30V31H171ZM179 30V29H178ZM185 30V29H184ZM230 30V29H229ZM260 30V29H259ZM264 30V29H263ZM262 30V31H263ZM61 31V30H60ZM80 31V30H79ZM78 31V32H79ZM83 31V30H82ZM97 31V30H96ZM100 31V30H99ZM105 31H107V30H105ZM118 31V30H117ZM186 31H188V30H186ZM198 31V30H197ZM211 31V30H210ZM225 31V30H224ZM233 31V30H232ZM71 32V31H70ZM81 32V31H80ZM93 32H94V30H93ZM98 32V31H97ZM96 32V33H97ZM103 32V31H102ZM114 32V31H113ZM116 32V31H115ZM114 32V33H115ZM147 32V31H146ZM179 32H181L180 30H179ZM185 32V31H184ZM194 32H196V31H194ZM193 32V33H194ZM198 32H200V31H198ZM202 32V31H201ZM212 32V31H211ZM255 32V33H254ZM74 33H75V31H74ZM90 33V32H89ZM119 33L120 32H118V34H117V36L119 35ZM154 33H156V32H154ZM153 33V34H154ZM160 33V32H159ZM168 33V32H167ZM170 33H172V32H170ZM182 33H183V31H182ZM203 33V32H202ZM201 33V34H202ZM205 33V32H204ZM207 33V32H206ZM209 33V32H208ZM261 33V32H260ZM260 33H257V34H259L260 35ZM105 34V33H104ZM120 34H122V33H120ZM163 34V33H162ZM161 34V36H163ZM184 34V33H183ZM187 34H188V32H187ZM197 34V33H196ZM195 34V35H196ZM77 35V34H76ZM79 35V34H78ZM101 35V34H100ZM125 35H123V36H125ZM139 35V34H138ZM148 35V34H147ZM156 35V34H155ZM166 35V34H165ZM190 35V34H189ZM195 35H194V38H195ZM200 35V34H199ZM207 35H209V34H207ZM210 35H211V33H210ZM210 35H209V38H210ZM74 36V35H73ZM99 36V35H98ZM111 36H113V35H111ZM120 36V35H119ZM122 36V37H123ZM134 36V37H133ZM152 36V35H151ZM174 36V35H173ZM176 36V35H175ZM180 36H181V34H180ZM191 36V35H190ZM197 36V35H196ZM206 36V35H205ZM204 36V37H205ZM212 37H213V35H211ZM60 37V36H59ZM92 37V36H91ZM110 37V36H109ZM115 37V36H114ZM143 37V36H142ZM155 37V36H154ZM158 37H159V35H158ZM177 37V36H176ZM175 37V38H176ZM181 37H183V35L181 36ZM181 37H179V38H181ZM185 37V36H184ZM260 37V36H259ZM259 37H257L258 39H259ZM62 38V39H63ZM116 38V37H115ZM120 38V37H119ZM164 38V37H163ZM168 37H166V39H167ZM192 39V40H194L195 41V39ZM199 38H201V35H200V37ZM214 38H215V35H214ZM217 38V37H216ZM256 38V39H257ZM262 38V37H261ZM79 39V38H78ZM93 39V38H92ZM121 39V38H120ZM120 39H118V40H120ZM137 39H139V36H138V38ZM150 39H152V38H150ZM165 39V38H164ZM189 40L191 39L190 37L188 38ZM197 39V38H196ZM203 39V38H202ZM232 39V38H231ZM256 39H255V41H256ZM257 39V40H258ZM1 41H2V39H0ZM17 40V39H16ZM24 40V39H23ZM28 40V39H27ZM80 40H82V39H80ZM98 40V39H97ZM109 40V39H108ZM114 40V39H113ZM112 40V41H113ZM123 40V39H122ZM134 40H136V39H134ZM162 40V39H161ZM173 40H174V38H173ZM178 39H176V41H177ZM184 40V39H183ZM206 40V39H205ZM262 40V39H261ZM264 40V39H263ZM262 40V41H263ZM4 41V40H3ZM58 41H60V40H58ZM110 41V40H109ZM141 41H142V38H141ZM150 41L151 40H149V43H150ZM185 41H186V39H185ZM184 41V42H185ZM198 41V40H197ZM199 41H201L202 42V40L200 39ZM212 41V40H211ZM221 41V40H220ZM235 41V42H236ZM259 41V40H258ZM22 42V41H21ZM26 42V41H25ZM46 42H43V43H46ZM66 42V41H65ZM107 42V41H106ZM114 42H115V40H114ZM119 42H122V41H119ZM137 42V41H136ZM143 42V41H142ZM160 42V41H159ZM166 42H167V40H166ZM169 42V41H168ZM167 42V44H169V46H170V44L171 43H173V42H170V43H168ZM179 42H182V40H180ZM184 42H183V44H184ZM187 42V41H186ZM189 42V41H188ZM193 42V41H192ZM192 42H191V45H193L192 44ZM200 42V43H201ZM204 42H206L207 43V40L206 41H204ZM234 42V41H233ZM250 42V41H249ZM253 42H254V40H253ZM14 43V42H13ZM28 43V42H27ZM48 43V44H49ZM55 43V44H56ZM78 43V42H77ZM84 43V42H83ZM117 43H118V41H117ZM128 43V42H127ZM132 43H133V41H132ZM135 43V42H134ZM144 43V42H143ZM178 43V42H177ZM176 42L174 43V44H177ZM194 43V42H193ZM196 43V42H195ZM203 43V42H202ZM201 43V44H202ZM206 43H205V45H206ZM217 43H219V42H217ZM223 43V42H222ZM231 43H232V41H231ZM263 43V42H262ZM47 44V43H46ZM46 44H44L45 45V47L47 46ZM62 44V43H61ZM119 44H121V43H119ZM138 44H139V42H138ZM137 44V45H138ZM151 44V43H150ZM163 43L161 42V45H162ZM179 44V43H178ZM177 44V45H178ZM190 44V43H189ZM197 44V43H196ZM199 44V43H198ZM220 44V43H219ZM218 44V45H219ZM230 44V43H229ZM229 44H227V46L229 45ZM255 44V43H254ZM67 45V44H66ZM115 45V44H114ZM122 45V44H121ZM130 45V44H129ZM140 45V44H139ZM141 45H143V44H141ZM152 45V44H151ZM159 45V44H158ZM173 45V44H172ZM180 45H181V43H180ZM186 45V44H185ZM183 46V49H184V47H186L187 48V46ZM190 45V46H191ZM195 45V44H194ZM204 44H203V47L205 46ZM208 45V44H207ZM211 45V44H210ZM216 45V44H215ZM217 45V46H218ZM223 45V44H222ZM221 45V46H222ZM232 45V44H231ZM234 45V44H233ZM252 45L253 44H251V47H248V48H253L252 47ZM262 46H263V44H261ZM260 45V46H261ZM22 46V47H21ZM56 46V45H55ZM63 46H64V44H63ZM75 46V45H74ZM78 46V45H77ZM112 46V45H111ZM117 46V45H116ZM126 46V48H127V45H125ZM154 46V45H153ZM156 46V45H155ZM160 46V45H159ZM158 46V47H159ZM164 46V45H163ZM189 46V47H190ZM197 46V45H196ZM213 46V45H212ZM259 46V47H260ZM1 47V46H0ZM40 47V46H39ZM50 47H52V45L50 46ZM58 47V46H57ZM76 47V46H75ZM120 46H118V48H119ZM123 47V46H122ZM139 47V46H138ZM160 47H162V46H160ZM165 47V46H164ZM168 47V46H167ZM174 47V46H173ZM203 47H202V49H203ZM211 47V46H210ZM226 47V46H225ZM231 47V46H230ZM258 47V48H259ZM84 48V47H83ZM114 48H116V47H114ZM129 48V47H128ZM154 48V47H153ZM156 48H157V46H156ZM193 48V47H192ZM192 48H190V49H192ZM200 48V47H199ZM212 48V47H211ZM228 48V47H227ZM1 49V48H0ZM40 49H42V48H39V50ZM46 49V48H45ZM50 49V48H49ZM57 49V48H56ZM61 49V48H60ZM70 49V48H69ZM75 49H77V48H75ZM82 49V48H81ZM124 49V48H123ZM174 49V48H173ZM177 49V48H176ZM178 49H179V47H178ZM189 49V50H190ZM201 49V48H200ZM205 49V48H204ZM207 49H209V48H207ZM206 49V50H207ZM216 49V48H215ZM234 49V48H233ZM254 49V48H253ZM256 49V48H255ZM259 49H263V47L262 48H259ZM47 51H48V48L46 49ZM59 50V49H58ZM73 50V49H72ZM118 50V49H117ZM119 50H121V49H119ZM125 50V49H124ZM134 50V49H133ZM133 50H131V51H133ZM142 50H145L146 51V49H143L142 48ZM153 50V49H152ZM164 50H166V48H164ZM173 51L172 50V48L171 49H169V51ZM181 50H182V48H181ZM194 50H195V48H194ZM193 50V51H194ZM199 50V49H198ZM219 50V49H218ZM221 51H222V49H220ZM249 50V49H248ZM251 50V49H250ZM264 50V49H263ZM49 51H52V50H49ZM54 51V50H53ZM62 51V50H61ZM71 51V50H70ZM127 51V50H126ZM138 51V50H137ZM158 51H160L159 49H158ZM186 51H188V49L186 50ZM40 52V51H39ZM57 52V51H56ZM64 52V51H63ZM69 52V51H68ZM86 52V51H85ZM163 52V51H162ZM164 52H166V51H164ZM174 52V51H173ZM198 53H199V51H197ZM196 52V53H197ZM201 52L202 53H204L202 50H201ZM200 52V54H202ZM208 52V51H207ZM215 52H218V51H215ZM228 52H230V50H228ZM232 52H234V50L232 51ZM248 52V51H247ZM252 52V51H251ZM37 53V52H36ZM50 53V52H49ZM122 53V52H121ZM125 53V52H124ZM168 48H167V55H168ZM171 54H172V52H170ZM170 53H169V55H170ZM178 53V52H177ZM195 52L193 53L192 52V54H196ZM205 53H206V51H205ZM205 53H204V55H205ZM221 53V52H220ZM236 53V52H235ZM254 53V52H253ZM33 54V55H32ZM38 54V53H37ZM40 54H41V52H40ZM55 54V53H54ZM84 54V53H83ZM126 54V53H125ZM139 54V53H138ZM148 54H149V52H148ZM150 54H151V52H150ZM155 54H157L156 52H155ZM154 54V55H155ZM191 54V53H190ZM215 54V53H214ZM225 55V53H222V55ZM229 54V53H228ZM238 54V55H239ZM249 54H252V53H249ZM255 54V53H254ZM264 54V53H263ZM9 55V54H8ZM53 55V54H52ZM68 55V54H67ZM119 55V54H118ZM131 55H132V53H131ZM166 55V56H167ZM175 55V54H174ZM210 55H211V53H210ZM221 55V54H220ZM246 54H244L243 53V56H245ZM248 55V54H247ZM258 55H260V54H258ZM36 56V55H35ZM54 56V55H53ZM55 56H57L56 54H55ZM61 56V55H60ZM65 56V55H64ZM74 56V55H73ZM78 56H79V54H78ZM125 56V55H124ZM134 56H135V54H134ZM137 56V55H136ZM151 56V55H150ZM149 56V57H150ZM152 56H153V54H152ZM152 56H151V58H152ZM160 56V55H159ZM177 56V55H176ZM179 56V55H178ZM186 56H187V53H186ZM186 56H184L183 57V60H184V62H186V61H188V60H185L184 58H186ZM209 56V55H208ZM216 57L218 56V55H215ZM226 56V55H225ZM230 56V55H229ZM242 56V55H241ZM242 56V57H243ZM251 56H253V55H251ZM47 57H49V56H47ZM75 57V56H74ZM155 57V56H154ZM170 57V56H169ZM180 57V56H179ZM182 57V56H181ZM188 57H189V55H188ZM187 57V58H188ZM205 57V56H204ZM214 56H213V54H212V58H213ZM216 57H214V60H215V58ZM219 57V56H218ZM233 57V56H232ZM241 57V58H242ZM256 57H257V55H256ZM263 57V56H262ZM2 58V57H1ZM73 58V57H72ZM77 58V57H76ZM128 58V57H127ZM171 58H173V57H171ZM174 58H176V57H174ZM178 58V57H177ZM176 58V59H177ZM207 58V57H206ZM205 58V59H206ZM210 58V57H209ZM219 58H221V57H219ZM236 58V57H235ZM237 58H240V56H238ZM244 58V57H243ZM7 59V58H6ZM70 59H71V57H70ZM77 59H79V58H77ZM77 59H76V61H77ZM120 59V58H119ZM130 59V58H129ZM137 59V58H136ZM135 59V60H136ZM148 59H150V58H148ZM205 59H204V62H203V60L201 61L202 63H205ZM246 59V58H245ZM249 59H251V58H249ZM261 59V58H260ZM34 60V59H33ZM54 60V59H53ZM60 61H61V59H59ZM63 60V59H62ZM65 60V59H64ZM63 60V61H64ZM87 60V59H86ZM121 60H122V58H121ZM121 60H118V62L119 61H121ZM151 60V59H150ZM149 60V63L148 64H150V63H155V61L154 62H151ZM172 60H174V59H172ZM207 60V59H206ZM210 60L212 61V59L210 58ZM232 60V59H231ZM237 60V59H236ZM241 59H239V61H240ZM22 61V62H21ZM52 61V60H51ZM69 61V60H68ZM79 61V60H78ZM77 61V62H78ZM85 61V60H84ZM133 61V60H132ZM179 61V60H178ZM178 61H177V63H178ZM193 61V60H192ZM218 61V60H217ZM245 61V60H244ZM250 61V60H249ZM252 61V60H251ZM250 61V62H251ZM253 61H255L254 59H253ZM257 61V60H256ZM255 61V62H256ZM27 62V61H26ZM31 62V61H30ZM62 62V61H61ZM60 62V63H61ZM66 62V61H65ZM83 62V61H82ZM159 61H157V63H158ZM170 62V61H169ZM168 61H167V64L169 63ZM189 62V61H188ZM195 62V61H194ZM214 62H216V61H214ZM224 62V61H223ZM229 62V61H228ZM231 62V61H230ZM233 62V61H232ZM236 62H238V60L237 61H235V63ZM242 62V61H241ZM29 63V62H28ZM27 63V64H28ZM52 63V62H51ZM64 63V62H63ZM67 63V62H66ZM72 63V62H71ZM76 63V62H75ZM74 63V64H75ZM80 63V62H79ZM136 63V62H135ZM176 62H174L173 64H175ZM183 63V62H182ZM192 63V62H191ZM200 63V62H199ZM212 64H215V63H213V61L211 62ZM225 63V62H224ZM234 63V62H233ZM249 63V62H248ZM247 63V64H248ZM260 64H259V66H262L263 68L261 69V70H259L256 66H253V62H252V66L253 67H251V65L249 66V67H251V68H249L250 70L249 71H246V69L244 70V71H246L247 72V74H245V73H243V71H242V73L245 75V77H244V81H245V84H244V89H243V95L244 96H246V102L245 101H243V103H238V102H240V100L239 99H236L237 100V103L239 104V109H237V112L234 110L233 111V113H234V115L235 116H233V117H235V118H237L235 121H237V122H234V123H232V121L229 119V118H233L232 116L231 117H229V118H226V117H228V116H226L225 118H224V116L226 115H224V111L221 113V115H224L223 116V120L221 121V120H218L219 121V123H220V121H221V123L223 122L224 123V125L225 126H227V125H233L234 124V127H235V123H237L238 125L240 124V126H242L243 128H244V130H246L247 129V131L245 132V134L247 133V139H248V141H247V143L249 142L251 145L249 146L250 148H253V149H251L252 151H250V152H248V153H244L245 154V156H246V160H248V165H247V167H249L250 168V170H248V169H246L245 167V169L246 170H248V171H251L253 174H254V176H255V178H257L258 180H256V181H259L260 183L259 184H263L264 183V86H259V88L257 87V86H255V84L259 81V80H261L260 78H261V76L264 74V59L263 60H261V62H259ZM1 64V63H0ZM25 64V63H24ZM77 64V63H76ZM159 64V63H158ZM172 64V63H171ZM171 64H170V67H171ZM180 64H181V61H180ZM183 64H186V66H187V64L188 63H183ZM183 64L181 65V66H183ZM198 64V63H197ZM217 64H218V62H217ZM223 64V63H222ZM226 64H227V62H226ZM226 64H224L225 66H226ZM239 64V63H238ZM245 64V63H244ZM32 65V64H31ZM65 65V64H64ZM80 65V64H79ZM82 65V64H81ZM169 65V64H168ZM178 66H180L179 64H177ZM192 65V64H191ZM201 65V64H200ZM208 65V64H207ZM216 65V64H215ZM229 65V64H228ZM237 65V64H236ZM25 66V65H24ZM72 66V65H71ZM74 66V65H73ZM77 66V65H76ZM75 66V67H76ZM83 66V65H82ZM152 66V65H151ZM156 66V65H155ZM158 66V65H157ZM178 66L176 67V69L178 68ZM185 66V65H184ZM185 66V67H186ZM189 66V65H188ZM196 66V65H195ZM199 66V65H198ZM204 66H205V64H204ZM210 66H211V64H210ZM221 66V65H220ZM234 66V65H233ZM239 66V65H238ZM237 66V67H238ZM242 66H243V64H242ZM246 65H244L243 67H245ZM3 67V66H2ZM29 67V66H28ZM50 67V66H49ZM65 67V66H64ZM81 67V66H80ZM85 67V66H84ZM173 67H174V65H173ZM200 67V66H199ZM198 67V68H199ZM212 67V66H211ZM216 67H218V66H216ZM232 67V66H231ZM236 67V68H237ZM240 67V66H239ZM1 68V67H0ZM4 68V67H3ZM34 68V67H33ZM66 68V67H65ZM71 68V67H70ZM85 68H87V64H86V67ZM123 68V67H122ZM169 68V67H168ZM175 68V67H174ZM180 68V67H179ZM178 68V69H179ZM184 68V67H183ZM187 68V67H186ZM204 68V67H203ZM207 68V67H206ZM219 68V67H218ZM261 68V67H260ZM12 69V68H11ZM21 69V68H20ZM67 69V68H66ZM88 69V68H87ZM133 69V68H132ZM150 69V68H149ZM170 69H172V68H170ZM169 69V70H170ZM202 69V68H201ZM200 69V70H201ZM216 68H214V70H215ZM227 69V68H226ZM232 69V68H231ZM238 69H240V68H238ZM14 70V71H15ZM23 70H25V69H23ZM56 70H58V69H56ZM166 70V69H165ZM179 70H181V69H179ZM194 70H195V68H194ZM204 70V69H203ZM210 70V69H209ZM208 69H207V71H209ZM219 70V69H218ZM228 70V69H227ZM1 71V70H0ZM6 71V70H5ZM64 71V70H63ZM89 71V70H88ZM107 71V70H106ZM111 71V70H110ZM134 71H136V70H134ZM163 71H164V68H163ZM171 71V70H170ZM170 71H168V72H170ZM175 71V70H174ZM178 70H176V72H177ZM188 71H190L189 69H188ZM187 71V72H188ZM206 71V70H205ZM206 71V72H207ZM217 71V70H216ZM231 71V70H230ZM237 71V70H236ZM11 72V71H10ZM9 72V73H10ZM19 72V71H18ZM21 72H22V70H21ZM33 72V71H32ZM44 73H45V71H43ZM61 72V71H60ZM67 72V71H66ZM74 72V71H73ZM108 72V71H107ZM112 72H114V71H112ZM149 72V71H148ZM157 72H158V70H157ZM156 72V73H157ZM160 72V71H159ZM158 72V74L160 75V73ZM179 72V71H178ZM181 72V71H180ZM214 72V71H213ZM213 72H212V74H213ZM240 72V71H239ZM238 72V73H239ZM2 73V72H1ZM8 73V74H9ZM20 73V72H19ZM35 73V72H34ZM40 73V72H39ZM55 73V72H54ZM53 73V71H51V70H47V72L43 75V77H41L40 79H38L37 78V80H38V85L39 86H41V87H39V88H42V89H46V92L48 91L49 93H50V95L51 96H47V97H45V96H39V95H36L35 96V98H34V96L33 97H31V99H35L36 100V97L37 96H39V97H37V104H35L34 103V101L33 100H31V99H29V98H27V95H29V92H27L28 94H26L25 96L24 95H22V94H20V93H22V92H18L17 90H16V85L17 84H12V85H10L9 87H8V89H7V93L5 94V96H3L2 97V99H0V133L2 134L1 136H2V139H3V137H5L6 139L7 138H9L11 135H13L14 137H15V141H11L10 140V138L8 139V140H10V142L8 141V144H7V146H6V149H10V150H14L15 151V154L16 153H18L19 154V156H21L22 158H24V162H27L28 164H29V162H30V160H31V158H33L32 157V153L33 152H35V151H33V152H31V149L35 146L34 144L35 143H33V139L34 138H36L37 136H41L40 135V133H42L41 131H39L38 132V134L37 133H33V131L35 130V128H36V124L35 123H37L38 122V125H42V123H44V122H42V116H43V114H46V115H49V117H53L55 114H56V112H55V114L53 115V107L55 106V103H56V100H57V98H56V100H55V97L57 96V94L54 96V94L52 95V93H53V91L54 90H56L55 88H57V86H58V82H57V79L58 78H56V76H55V74ZM65 73V72H64ZM68 73H69V71H68ZM67 73V74H68ZM81 73V72H80ZM135 73V72H134ZM164 73V72H163ZM175 73V72H174ZM173 73V74H174ZM181 73H183V69H182V72ZM186 73V70H185V72H184V74ZM188 73H191L192 74V72H188ZM194 73V72H193ZM197 73H199V72H197ZM201 73V72H200ZM222 73H223V71H222ZM225 73H227V71H225ZM235 73V72H234ZM241 73V72H240ZM2 74H4V73H2ZM1 74V75H2ZM7 74V75H8ZM27 74V73H26ZM29 74V73H28ZM76 75H77V73H75ZM110 74V73H109ZM151 74H155V72L154 73H151ZM172 74V73H171ZM179 74V73H178ZM210 74V73H209ZM208 74V76H211V75H209ZM228 74V73H227ZM236 74V73H235ZM242 74V75H243ZM31 75H32V73H31ZM57 75H58V73H57ZM71 75V74H70ZM75 75V76H76ZM107 75V74H106ZM135 75V74H134ZM162 75V74H161ZM164 75V74H163ZM166 75H168L167 74V72H166ZM187 75H189V74H187ZM193 75V74H192ZM198 76H200L199 74H197ZM214 75V74H213ZM217 75V74H216ZM223 75H224V73H223ZM223 75H221V77L223 76ZM226 75V74H225ZM234 75V74H233ZM242 75H241V78L239 77V79H242ZM6 76V75H5ZM12 76H14V75H12ZM18 76V75H17ZM23 76V75H22ZM30 76V75H29ZM62 76V75H61ZM81 76V75H80ZM113 76V75H112ZM111 76V77H112ZM125 76V75H124ZM123 76V77H124ZM132 76V75H131ZM131 76H129V77H131ZM137 76V75H136ZM154 76H156V75H154ZM179 76V75H178ZM181 76V75H180ZM196 75H194L193 77H195ZM207 76V77H208ZM227 76V75H226ZM229 76V75H228ZM240 76V75H239ZM23 77H25V76H23ZM23 77H21L22 79H23ZM27 77V76H26ZM71 77V76H70ZM74 77V76H73ZM91 77V76H90ZM113 77H115V75L113 76ZM128 77V78H129ZM149 77H151V75L149 76ZM153 77V76H152ZM151 77V78H152ZM176 77V76H175ZM184 77H186V76H184ZM201 77H203V74H201ZM220 77V76H219ZM18 78V77H17ZM36 78V77H35ZM72 78V77H71ZM81 78V77H80ZM124 78H126V76L124 77ZM156 78V77H155ZM157 78H158V76H157ZM156 78V79H157ZM160 78H161V76H160ZM167 78V77H166ZM165 78V79H166ZM181 78H182V76H181ZM188 78V77H187ZM186 78V79H187ZM191 78H192V76H191ZM198 78V77H197ZM196 77H195V79H194V81L193 82H195L196 83V80H198ZM213 79L215 78V75H214V77H212ZM224 78V77H223ZM222 78V80H224ZM228 78V77H227ZM232 78H233V76H232ZM235 78H237V77H235ZM12 79V78H11ZM65 79H67V78H65ZM65 79H63V81L65 80ZM74 79V78H73ZM79 79V78H78ZM121 79V78H120ZM133 79V78H132ZM169 79V78H168ZM172 79H173V76H172ZM179 80H180V78H178ZM185 79V78H184ZM203 79V78H202ZM207 79V78H206ZM209 79V78H208ZM217 79V78H216ZM230 79V78H229ZM228 79V80H229ZM29 80V79H28ZM68 80V79H67ZM71 80V79H70ZM75 80V79H74ZM80 80V79H79ZM84 80H86V79H84ZM83 80V81H84ZM123 80V79H122ZM125 80H127V79H125ZM124 80V81H125ZM129 80V79H128ZM151 80V79H150ZM160 80V79H159ZM176 80V79H175ZM200 80V79H199ZM205 80V79H204ZM226 80V79H225ZM236 79H234V81H235ZM59 81V80H58ZM69 81V80H68ZM76 81H78V80H76ZM83 81H81V82H83ZM130 81H132V80H130ZM129 81V82H130ZM134 81H136L137 82V80H134ZM157 81V80H156ZM161 81V80H160ZM189 81V80H188ZM201 81V80H200ZM210 81V85H208L207 83V85L206 84H203V86H201V84H200V86L201 87H203V90H204V88H206L205 90H206V98H208L207 100H210V103H211V100H213V98H216V97H218L219 96V91H222L221 90V88L219 87L220 85H218V81L216 82V80L214 79V80H209ZM213 81V82H212ZM233 81V80H232ZM236 81H238V80H236ZM264 81V80H263ZM25 82V81H24ZM67 82V81H66ZM65 82V83H66ZM87 82V81H86ZM107 82H109V81H107ZM149 82V81H148ZM148 82H146L147 84H149ZM154 82V81H153ZM152 82V83H153ZM159 81H157V83H158ZM170 82H171V80H170ZM169 82V83H170ZM176 82H178V81H176ZM197 82H199V81H197ZM205 82H207V80H205ZM241 82V81H240ZM243 82V81H242ZM241 82V83H242ZM1 83V82H0ZM3 83V82H2ZM9 83H11V81L9 82ZM13 83V82H12ZM18 83V82H17ZM26 83V82H25ZM33 83V82H32ZM93 83V82H92ZM112 83H113V81H112ZM118 83H120V82H118ZM128 83V82H127ZM162 83V82H161ZM163 83H164V80H163ZM173 83H174V81H173ZM182 82H180V84H181ZM183 83H184V81H183ZM186 83H188L187 81H186ZM191 83V82H190ZM228 83V81L226 82V84ZM233 83V82H232ZM235 83V82H234ZM234 83H233V85H234ZM239 83V82H238ZM238 83L236 84V85H234L235 87L238 85ZM241 83H239L240 85H242ZM244 83V82H243ZM258 83H260V82H258ZM257 83V84H258ZM21 84V83H20ZM20 84L18 85L19 87H20ZM23 84V83H22ZM61 84V83H60ZM68 84V83H67ZM88 84V83H87ZM86 84V85H87ZM103 84H106V83H103ZM108 84V83H107ZM116 84V83H115ZM131 84H132V82H131ZM168 84V83H167ZM177 84V83H176ZM191 84H193V83H191ZM197 84V85H196ZM196 84H194V85H196V86H198V87H196L197 89L198 88H200L199 87V85H198V83H196ZM231 84V83H230ZM34 85H35V83H34ZM124 85H126V83L124 84ZM134 85V84H133ZM137 85V84H136ZM182 85V84H181ZM180 85V86H181ZM185 85H187V84H185ZM185 85H184V87H185ZM190 85V84H189ZM204 85H206L205 87H204ZM223 85H224V82H223ZM222 85V86H223ZM17 86V87H18ZM61 86V85H60ZM59 86V87H60ZM71 86V85H70ZM95 86V85H94ZM112 86V85H111ZM110 86V87H111ZM131 86V85H130ZM144 86H146V84L144 85ZM149 86V85H148ZM153 86H154V84H153ZM153 86H151V88L153 87ZM164 86V85H163ZM162 86V87H163ZM169 86V85H168ZM173 86V85H172ZM175 86V85H174ZM221 86V87H222ZM243 86V85H242ZM65 87V86H64ZM69 87V86H68ZM68 87H67V89H68ZM72 87V86H71ZM109 87V88H110ZM115 87V86H114ZM120 87V86H119ZM123 87V86H122ZM137 87V86H136ZM155 87H156V84H155ZM167 87V86H166ZM175 87H177V86H175ZM187 87H189V86H187ZM224 87L225 86H223V90H224ZM239 86H237L236 88H238ZM34 88V87H33ZM61 88V87H60ZM86 88H88V87H86ZM90 88V87H89ZM124 88V87H123ZM127 88V87H126ZM130 88V87H129ZM134 88V87H133ZM132 88V89H133ZM151 88H150V90H151ZM154 88V87H153ZM159 88H161V87H159ZM179 88V87H178ZM186 88V87H185ZM184 88V89H185ZM189 88H191V86L189 87ZM192 88H194V87H192ZM219 88H220V90H219ZM233 87H231V89H232ZM240 88H241V86H240ZM19 89H21V87L19 88ZM26 89V88H25ZM25 89H23V90H25ZM28 89H29V87H28ZM42 89H40V92H41V90ZM44 89V90H45ZM65 89V88H64ZM74 89H76L75 87H74ZM84 89H85V84H84ZM92 89V88H91ZM90 89V90H91ZM95 89V88H94ZM101 89V88H100ZM131 89V88H130ZM138 89V88H137ZM146 89V88H145ZM147 89H148V87H147ZM164 89H165V87H164ZM177 89V88H176ZM202 89V88H201ZM229 89V88H228ZM239 89V88H238ZM36 90V89H35ZM77 90V89H76ZM83 90V89H82ZM93 90V89H92ZM103 89H101V91H102ZM134 90V89H133ZM132 90V91H133ZM143 90V89H142ZM162 90V89H161ZM174 90V89H173ZM186 90H188V89H185V91ZM198 90H200V89H198ZM205 90H204V92H205ZM230 90V89H229ZM58 92H60L59 90H57ZM56 91V92H57ZM65 91V90H64ZM98 91H100V90H98ZM108 91V90H107ZM121 91V90H120ZM135 91H137L136 89H135ZM139 91H140V89H139ZM138 91V92H139ZM165 91V90H164ZM167 91V90H166ZM168 91H170L169 90V88H168ZM179 91H180V89H179ZM191 91H193V89L191 90ZM194 91H196V90H194ZM224 91H226V88H225V90ZM231 91V90H230ZM236 93H238L237 91H241V89L240 90H234ZM233 91V92H234ZM37 92V91H36ZM40 92H39V90H38V93L40 94ZM43 92V91H42ZM47 92V93H48ZM57 92V93H58ZM74 92V91H73ZM77 92V91H76ZM91 92H94V91H91ZM143 92H145V91H143ZM149 92V91H148ZM151 92V91H150ZM156 92V91H155ZM158 92V91H157ZM172 92V91H171ZM178 92V91H177ZM187 92V91H186ZM199 92V91H198ZM203 92V91H202ZM201 92V93H202ZM232 92V91H231ZM5 93V92H4ZM24 94L26 93V92H23ZM32 93H35V91L34 92H32ZM32 93H31V95H32ZM45 93V92H44ZM80 93V92H79ZM82 93V92H81ZM80 93V94H81ZM90 93V92H89ZM98 93V92H97ZM107 93V92H106ZM131 93V92H130ZM154 93V92H153ZM164 93V92H163ZM182 93V92H181ZM197 92H195V94H196ZM222 93V92H221ZM220 93V96L222 97V94ZM228 94H230L229 92H227ZM46 94V93H45ZM44 94V95H45ZM68 94V93H67ZM74 94V93H73ZM124 94H129V91L128 90H125V93ZM136 94V93H135ZM138 95H139V93H137ZM143 94V93H142ZM145 94V93H144ZM143 94V95H144ZM176 94V93H175ZM240 94H241V92H240ZM34 95V94H33ZM42 95V94H41ZM72 95V94H71ZM90 95V94H89ZM88 95V96H89ZM94 95V94H93ZM96 95V94H95ZM97 95H99V94H97ZM100 95H101V93H100ZM107 95V94H106ZM137 95V96H138ZM148 95V94H147ZM146 95V96H147ZM149 95H151V94H149ZM148 95V96H149ZM154 95H156V94H154ZM158 95V94H157ZM156 95V96H157ZM159 95H160V93H159ZM163 95V94H162ZM168 95V98L170 97L169 96V94H167ZM171 95V94H170ZM179 95H180V93H179ZM192 94L190 93V96H191ZM194 95V94H193ZM193 95H192V97H193ZM197 95V94H196ZM203 95H204V93L202 94V96L201 97H203ZM235 95V94H234ZM242 95V94H241ZM76 96V95H75ZM78 96V95H77ZM84 96V95H83ZM126 96V95H125ZM145 96V97H146ZM161 96V95H160ZM165 96V95H164ZM172 96V95H171ZM184 96V95H183ZM188 96H189V93H188ZM187 96V97H188ZM225 95H223V97H224ZM232 96V95H231ZM100 97V96H99ZM102 97H103V94H102ZM132 97H134L133 95H132ZM144 96H142V98H143ZM144 97V98H145ZM151 97V96H150ZM153 97V96H152ZM167 97V96H166ZM173 98H174V96H172ZM172 97H170V98H172ZM180 97H181V95H180ZM221 97H218L219 99H221ZM85 98V97H84ZM135 98V97H134ZM133 98V99H134ZM143 98V99H144ZM148 98V97H147ZM155 98V97H154ZM167 98V99H168ZM177 98H179L178 97V95H177ZM176 98V99H177ZM182 98H184V97H182ZM197 98V97H196ZM205 97H204V99H206ZM237 98H240V97H237ZM63 99V98H62ZM94 99V98H93ZM102 99V98H101ZM132 98L130 97V100H131ZM137 99H138V97H137ZM146 99V98H145ZM150 99V98H149ZM148 99V100H149ZM164 99H165V97H164ZM190 99V98H189ZM217 99V98H216ZM216 99H214V102H216L215 100ZM229 99V98H228ZM227 99V100H228ZM58 100H59V98H58ZM76 100V99H75ZM79 100V99H78ZM83 100V99H82ZM86 100V99H85ZM155 100H157L158 101V99L156 98ZM172 100H174V99H172ZM181 100V99H180ZM183 100V99H182ZM194 100V99H193ZM200 99H198V101H199ZM203 100V99H202ZM222 100V99H221ZM239 100V101H238ZM242 100V99H241ZM88 101V100H87ZM125 101H127V100H125ZM185 101V100H184ZM191 101V100H190ZM196 101V100H195ZM204 101V100H203ZM218 101V100H217ZM234 101V100H233ZM58 102V101H57ZM121 102H122V99H121ZM124 102V101H123ZM135 102V101H134ZM154 102V101H153ZM152 102V103H153ZM160 102V101H159ZM175 102H178V101H175ZM174 102V103H175ZM180 102V101H179ZM182 102V101H181ZM180 102V103H181ZM200 102V101H199ZM207 101H204V105H205V103H206ZM213 102V101H212ZM220 102V101H219ZM224 102V101H223ZM226 102V101H225ZM229 102H231V101H229ZM62 103H63V101H62ZM79 103V102H78ZM127 103V102H126ZM130 103H132V102H130ZM146 103V102H145ZM147 103H148V101H147ZM146 103V104H147ZM149 103H150V101H149ZM148 103V104H149ZM152 103H150V104H152ZM155 103V102H154ZM154 103L152 104V107H153V105H154ZM163 103H164V101H163ZM168 103V102H167ZM198 103V102H197ZM196 103V104H197ZM203 103V102H202ZM217 103V102H216ZM228 103V102H227ZM233 103V102H232ZM236 103V102H235ZM60 104V103H59ZM133 104V103H132ZM149 104V105H150ZM176 104V103H175ZM185 104V103H184ZM189 104H190V102H189ZM189 104H187V105H189ZM193 104V103H192ZM196 104H195V106H196ZM208 104H209V101H208ZM207 104V105H208ZM212 104V103H211ZM218 104V103H217ZM216 104V105H217ZM225 105H226V103H224ZM223 104V105H224ZM231 104V103H230ZM238 104H237V106H238ZM48 106V107H45V108H47V110H46V112H45V109H44V111L42 110V106ZM68 105V104H67ZM81 105H83V104H81ZM156 105V104H155ZM166 105V104H165ZM170 105V104H169ZM198 105H199V103H198ZM202 105V104H201ZM203 105V106H204ZM206 105V106H207ZM232 105V104H231ZM236 105V104H235ZM243 105V106H242ZM56 106H58L57 104H56ZM126 106V105H125ZM134 106V105H133ZM167 106V105H166ZM179 106H181V105H179L178 104V107ZM185 106V105H184ZM212 106V105H211ZM218 106V105H217ZM124 107V106H123ZM136 107V106H135ZM169 106H167V108H168ZM174 107H175V105H174ZM187 107V106H186ZM188 107H190V106H188ZM192 107H194V105L192 106ZM199 107H200V105H199ZM202 107V106H201ZM205 107V106H204ZM214 107H216V106H214L213 105V107H212V109L214 108ZM219 107V106H218ZM218 107H216L217 109H218ZM221 107H223V106H221ZM226 107V106H225ZM224 107V108H225ZM229 107V106H228ZM233 107H235L234 105H233ZM232 107V108H233ZM59 108V107H58ZM58 108H56V109H58ZM64 108V107H63ZM160 108V107H159ZM167 108H165L163 111H169V108L167 109ZM171 108H172V105H171ZM181 108L182 107H180V110H181ZM195 108V107H194ZM209 108V107H208ZM207 108V109H208ZM227 108V107H226ZM252 109V111L250 110L249 112H248V109ZM130 109V108H129ZM129 109H127V111H129ZM132 109V108H131ZM162 109V108H161ZM167 109V110H166ZM177 109V108H176ZM175 109V110H176ZM185 109H187V108H185ZM191 109H193V108H191ZM197 109V108H196ZM195 109V110H196ZM210 109V108H209ZM222 109V108H221ZM228 109H230V107L228 108ZM225 110L226 112L227 111H229V110ZM125 110V109H124ZM135 110H136V108H135ZM134 110V111H135ZM172 110V109H171ZM171 110H170V112H171ZM174 110V109H173ZM179 110V109H178ZM195 110H193V111H195ZM199 110H201V109H199ZM203 111L204 110H206V108L205 109H202ZM220 110V109H219ZM254 110H256V112L258 113V114H256V118L255 117H253V114L255 113H253L252 114V118H255L254 120H253V122L251 121L250 123H248V124H246L247 122H246V120H244V119H246V118H244V117H246L245 115V113H246V111L248 112V115H249V113H251V112H253ZM162 110H161V112H163ZM188 111L190 112V110L188 109ZM197 111H198V109H197ZM196 111V112H197ZM231 111V110H230ZM229 111V112H230ZM66 112V111H65ZM80 112V111H79ZM131 112H133V111H131ZM181 112V111H180ZM196 112H194L195 114H196ZM200 112V111H199ZM198 112V113H199ZM211 112H214V111H212L211 110ZM211 112H210V115H212L211 114ZM218 112V111H217ZM61 113V112H60ZM135 112H133V114H134ZM141 113V112H140ZM164 113H166V112H164ZM163 113V114H164ZM182 113V112H181ZM186 113V112H185ZM185 113H183V114H185ZM228 113V112H227ZM233 113H228V115L229 114H233ZM69 114V113H68ZM72 114V113H71ZM132 114V115H133ZM148 114H150V112L148 113ZM147 114V115H148ZM170 114V113H169ZM173 114H174V112H173ZM173 114H171L172 116V119H173V117H175L176 115V113L174 114L175 116H173ZM183 114H178L179 116H181V115H183ZM186 114H188L189 115V113H186ZM201 114H206V113H204V112H201ZM151 115V114H150ZM191 115V114H190ZM198 115H200V114H198ZM203 115V116H204ZM214 115V114H213ZM57 116V115H56ZM61 116H62V113H61ZM64 116V115H63ZM138 116V115H137ZM164 116V115H163ZM167 116V115H166ZM195 117H196V115H194ZM215 116H217L218 117V115H216L215 114ZM251 116V115H250ZM255 116V115H254ZM258 116V117H257ZM47 117V116H46ZM48 117V118H49ZM135 117V116H134ZM133 117V118H134ZM168 117H169V115H168ZM177 117V116H176ZM176 117H175V119H176ZM188 117V116H187ZM201 117V116H200ZM206 117V115L203 117V118H205ZM57 118V117H56ZM67 118V117H66ZM165 118V117H164ZM178 118V117H177ZM182 118V117H181ZM188 118H190V117H188ZM194 118V117H193ZM197 118V117H196ZM196 118H194V120L196 119ZM210 118V117H209ZM219 118H220V116H219ZM247 118H248V116H247ZM45 119V118H44ZM50 119V118H49ZM48 119V120H49ZM180 119V118H179ZM187 119V118H186ZM201 119V118H200ZM222 119V118H221ZM249 119H250V117H249ZM248 119V120H249ZM53 120V119H52ZM51 120V121H52ZM61 120V119H60ZM59 120V121H60ZM65 120V119H64ZM178 120V119H177ZM183 120H184V118H183ZM202 120V119H201ZM205 120H207V117L205 118ZM47 121V120H46ZM50 121V122H51ZM54 121V120H53ZM52 121V122H53ZM165 121H167V119L165 120ZM175 122H176V120H174ZM181 121V120H180ZM186 121H189V122H192V120H185V123H187ZM196 121V120H195ZM203 121H204V119H203ZM212 121H213V119H212ZM42 122V123H41ZM48 122V121H47ZM47 122H45V125H46V123ZM55 122V121H54ZM169 122H171V123H173L171 120L169 121ZM168 122V123H169ZM194 122V121H193ZM198 122H200V121H198ZM205 122V121H204ZM203 122V123H204ZM207 122V121H206ZM210 122V120L208 121V123ZM215 122V121H214ZM249 122V121H248ZM41 123V124H40ZM49 123V122H48ZM57 123V122H56ZM207 123V125H209ZM217 123V122H216ZM179 124V123H178ZM190 123H188V125H189ZM194 124H198L197 122L195 123L194 122ZM211 124V123H210ZM213 124V123H212ZM212 124H211V126H212ZM38 125H37V127H38ZM44 125V124H43ZM170 125V124H169ZM168 125V127H170L171 125H173V124H171L170 126ZM175 125V124H174ZM176 125H177V123H176ZM180 125H183V124H180ZM179 125V126H180ZM186 125V124H185ZM191 125H192V123H191ZM200 125V124H199ZM197 126V125H194V126H197V127H200V126ZM204 125V124H203ZM202 125V126H203ZM205 125H206V123H205ZM220 125V124H219ZM221 125H223V124H221ZM236 126V127H239V126ZM49 126H51V125H49ZM210 126V127H211ZM213 126H214V124H213ZM218 126V125H217ZM225 126H224V128H225ZM41 127H43V126H41ZM182 127V126H181ZM231 127V126H230ZM230 127H228V130H229V132L232 130L233 131V129H236V128H233V126H232V128H231V130L229 129ZM40 128V127H39ZM50 128V127H49ZM53 128V127H52ZM175 128H178V126L176 127L175 126ZM190 129V127L188 126L187 127V129ZM220 128V127H219ZM222 128V127H221ZM221 128H220V130H221ZM224 128H222L223 129V131H224ZM227 128V127H226ZM42 129V128H41ZM181 129H183V127L182 128H180V130ZM184 129H186L185 127H184ZM186 129V131H188ZM239 129H240V127H239ZM38 130V129H37ZM48 130H50V129H48ZM53 130V129H52ZM219 130V131H220ZM226 130V129H225ZM237 130V129H236ZM240 130H242L243 131V129L241 128ZM51 131V130H50ZM64 131H66V129H64ZM217 131H218V129H217ZM218 131V132H219ZM222 131V130H221ZM223 131H222V133H223ZM231 131V132H232ZM35 132H37V131H35ZM182 132V131H181ZM225 132V131H224ZM228 131H226L225 133H224V135L227 133ZM234 132H236V131H234ZM232 133L234 136H235V134L237 135V133ZM244 132V131H243ZM165 133V132H164ZM164 133H163V136H164ZM221 133V134H222ZM37 134V136L35 137V135ZM43 134V133H42ZM44 134H46V133H44ZM53 134V133H52ZM184 134V133H183ZM182 134V135H183ZM242 134V133H241ZM245 134H244V136H245ZM185 135V134H184ZM223 135V136H224ZM229 135V134H228ZM239 135V136H238ZM238 135L236 136L237 138L238 137H240V134L238 133ZM50 136V135H49ZM166 136V135H165ZM164 136V137H165ZM234 136L232 137L231 136V134L229 135V138L231 137V138H234ZM43 137V136H42ZM48 137V136H47ZM46 137V138H47ZM67 137V136H66ZM184 137V136H183ZM221 137V136H220ZM242 137V136H241ZM246 137V136H245ZM38 138H40V137H38ZM51 138V137H50ZM160 138H161V136H160ZM163 138V137H162ZM166 138H168V136L167 137H165V142H168V140L166 141ZM182 138V137H181ZM225 138V137H224ZM224 138H221V139H224ZM228 138V139H229ZM37 139V138H36ZM52 139V138H51ZM183 139V138H182ZM204 139V138H203ZM236 139V138H235ZM242 139V138H241ZM244 139H246V138H244ZM47 140V139H46ZM161 140V139H160ZM169 140H170V138H169ZM225 140V139H224ZM233 141H234V139H232ZM6 142H7V140H5ZM41 141V140H40ZM49 141V140H48ZM47 141V142H48ZM52 141V140H51ZM206 141H207V139H206ZM223 141V140H222ZM239 141V140H238ZM245 141V140H244ZM162 142H164L163 140H162ZM204 142V141H203ZM229 142V141H228ZM227 142V143H228ZM1 143V142H0ZM5 143V142H4ZM44 143V142H43ZM46 143V142H45ZM50 143H52V142H50ZM49 143V144H50ZM64 143H66V142H64ZM225 143V142H224ZM226 143V144H227ZM235 143V142H234ZM233 143V144H234ZM237 143H240V142H237ZM243 143V142H242ZM246 143V144H247ZM41 144V143H40ZM207 144H209V142L207 143ZM207 144H206V146H207ZM225 144V145H226ZM232 144V145H233ZM244 144V143H243ZM38 145V144H37ZM37 145H36V147H37ZM48 145V144H47ZM85 145H86V143H85ZM167 145V144H166ZM224 145V146H225ZM235 145H236V143H235ZM235 145H233V146H235ZM240 145V144H239ZM41 146V145H40ZM49 146V145H48ZM47 146V147H48ZM68 146L70 147V145H67V147H61L60 149H57V147H56V149H53V148H51L50 147V149H47L48 151H50V152H46V153H51V155H55V156H57V158L59 159V158H63L67 153H68ZM228 146V145H227ZM230 146H231V144H230ZM246 146V145H245ZM248 146V145H247ZM81 147H82V145H81ZM86 147H88V146H86ZM226 147V146H225ZM229 147V146H228ZM227 147V148H228ZM42 148H43V146H42ZM79 148V147H78ZM226 148V149H227ZM234 148H236V147H234ZM240 147H238V149H239ZM244 148V147H243ZM246 148V147H245ZM244 148V149H245ZM34 149V148H33ZM37 149V148H36ZM39 149H41V148H39ZM44 149V148H43ZM86 149V148H85ZM90 149V148H89ZM230 150H231V148H229ZM242 149V148H241ZM240 149V150H241ZM4 150H5V148H4ZM12 150V151H13ZM82 150V149H81ZM95 150H97V153H99L100 151L98 150V149H95ZM138 150H140V149H138ZM225 149H223V151H224ZM229 150V151H230ZM234 150V149H233ZM236 150V149H235ZM250 150V149H249ZM41 151V150H40ZM91 151V150H90ZM149 151V150H148ZM226 151V150H225ZM228 151V150H227ZM232 151V150H231ZM237 151V150H236ZM247 151V150H246ZM3 152V151H2ZM6 152V151H5ZM5 152H3V153H5ZM44 152V151H43ZM83 152V151H82ZM89 152V151H88ZM88 152H85V154L86 153H88ZM139 152V151H138ZM234 151H232V153H233ZM241 152H242V150H241ZM240 152V153H241ZM244 152V151H243ZM150 152H144V157H150L151 158V153L149 154ZM223 153V152H222ZM227 153V152H226ZM232 153H230V156H232ZM238 153V152H237ZM238 154V155H240V158H241V154ZM33 154H35V153H33ZM224 154V153H223ZM228 155H229V153H227ZM4 155H6V154H4ZM3 155V156H4ZM43 155V154H42ZM47 155H49V154H47ZM87 155V154H86ZM84 156V158L85 157H87V156ZM151 155V156H150ZM204 155H206V154H204ZM202 156V155H199V157H200V159H203V158H201V157H205V156ZM219 155H221L220 153H219ZM243 155V154H242ZM1 156V155H0ZM9 156V155H8ZM18 156V157H19ZM45 156V155H44ZM198 156V155H197ZM208 156V155H207ZM206 156V157H207ZM222 156V155H221ZM237 156V155H236ZM39 157H41L40 155H39ZM47 157V156H46ZM49 157V156H48ZM83 157V156H82ZM209 157V156H208ZM218 157H220V156H218ZM224 157V156H223ZM228 157V156H227ZM148 158H146V159H148ZM198 158V157H197ZM225 158H226V156H225ZM235 158V157H234ZM245 157H243V159H244ZM33 159H35V158H33ZM141 159V158H140ZM146 159H145V161H146ZM212 159V158H211ZM218 159V158H217ZM223 159V158H222ZM242 159V160H243ZM20 160H23V159H20ZM37 160V159H36ZM40 160V159H39ZM176 160V159H175ZM182 160V159H181ZM184 160V159H183ZM206 159H204V161H205ZM209 159H207L206 161H208ZM221 160V159H220ZM223 160H225V159H223ZM228 160H230V159H228ZM8 161V160H7ZM150 161V160H149ZM179 161V160H178ZM205 161V162H206ZM210 161V160H209ZM208 161V162H209ZM226 161V160H225ZM230 161H232V160H230ZM235 161H236V159H235ZM238 161V160H237ZM33 162H37V161H33ZM138 162V161H137ZM172 162V161H171ZM170 162V163H171ZM176 162V161H175ZM183 162H185V161H183ZM180 163V164H186V162L185 163ZM243 162V161H242ZM178 163V164H179ZM231 163V162H230ZM232 163H233V161H232ZM239 163V162H238ZM246 163V162H245ZM28 164H27V166H28ZM31 164V163H30ZM34 164V163H33ZM141 164V163H140ZM177 164V165H178ZM240 164V163H239ZM238 164V165H239ZM242 164V163H241ZM1 165V164H0ZM25 165V164H24ZM207 166H204L203 167V169L206 167H208V164H206ZM230 165V164H229ZM234 165V164H233ZM244 164H242L241 166H243ZM3 166V165H2ZM141 166H142V164H141ZM186 166V165H185ZM184 166V167H185ZM192 166V165H191ZM191 166H189L190 168H192ZM215 166V165H214ZM232 166V165H231ZM240 166V165H239ZM240 166V167H241ZM246 166V165H245ZM29 167V166H28ZM31 167V166H30ZM177 167V166H176ZM184 167H182V168H184ZM186 167H188V166H186ZM211 167V166H210ZM217 167V166H216ZM215 167V168H216ZM226 167V166H225ZM235 167H237V165H236V163H235ZM180 168V167H179ZM181 168V169H182ZM212 168H214L213 166H212ZM223 168V167H222ZM227 168V167H226ZM225 168V169H226ZM228 168H230V167H228ZM227 168V169H228ZM233 168V167H232ZM244 168H240V170L241 169H243L244 170ZM16 169H20V168H16ZM15 169V170H16ZM186 169V168H185ZM197 169V168H196ZM208 170H210L209 168H207ZM220 169V168H219ZM224 169V170H225ZM226 169V170H227ZM233 169H235V168H233ZM11 170V169H10ZM22 170V169H21ZM184 169H182V171H183ZM229 170V169H228ZM240 170H238V171H236L237 173L240 171ZM4 171V170H3ZM185 171V170H184ZM189 171V170H188ZM191 171H192V169H191ZM190 171V172H191ZM199 171V170H198ZM207 171V170H206ZM211 171V173H212V170H210ZM209 171V172H210ZM219 171V170H218ZM248 171H247V173H248ZM2 172V171H1ZM5 172V171H4ZM8 172V171H7ZM13 172H14V170H13ZM31 172V171H30ZM190 172H188L189 174H190ZM203 172H204V170H203ZM208 172V171H207ZM216 172H217V169H216ZM226 172V174H229L230 172H228L227 173V171H225ZM6 173V172H5ZM21 172H19V174H20ZM187 173V174H188ZM193 173V172H192ZM191 173V174H192ZM202 173V172H201ZM214 173V172H213ZM217 173H219V172H217ZM217 173H214L215 175H217ZM247 173H245L246 175H247ZM250 173V172H249ZM251 173V174H252ZM3 174V173H2ZM1 174V175H2ZM25 174V173H24ZM194 174H196V171H195V173ZM205 174H207V173H204V175ZM220 174V173H219ZM252 174V175H253ZM4 175V174H3ZM8 175V174H7ZM200 175H202V174H199V176ZM223 175H225L224 173H223ZM222 175V176H223ZM246 175L244 176V177H246ZM248 175H250V174H248ZM9 176V175H8ZM21 176V175H20ZM24 177H25V175H23ZM30 176V175H29ZM206 176V175H205ZM221 176V177H222ZM226 176H228V175H225V178H226ZM3 177V176H2ZM203 177V176H202ZM224 177V176H223ZM229 177H230V175H229ZM232 177V176H231ZM230 177V178H231ZM242 177V176H241ZM249 177V176H248ZM252 177V176H251ZM4 178V177H3ZM204 178V177H203ZM211 178V177H210ZM213 178V177H212ZM229 178V179H230ZM233 178V177H232ZM231 178V179H232ZM238 179L240 178V177H237ZM243 178V177H242ZM247 178V177H246ZM250 178V177H249ZM5 179V178H4ZM191 179V178H190ZM189 179V180H190ZM206 179H208L207 177H206ZM227 179V178H226ZM233 179H235V178H233ZM252 179H254V177H252ZM2 180V179H1ZM8 180V179H7ZM188 180V179H187ZM187 180H185V181H187ZM221 180V179H220ZM225 180V179H224ZM236 180V179H235ZM193 181V180H192ZM192 181H191V183H192ZM234 181V180H233ZM236 181H238V180H236ZM240 181V180H239ZM250 181V180H249ZM189 182V181H188ZM232 182V181H231ZM241 182V181H240ZM245 182V181H244ZM253 184H254V182H253V180L251 181ZM263 182V183H262ZM3 183H4V181H3ZM17 183H18V181H17ZM28 183H30V182H28ZM234 183V182H233ZM232 183V185H234ZM243 183V182H242ZM246 183V182H245ZM257 183V182H256ZM255 183V184H256ZM21 184V183H20ZM236 184V183H235ZM239 184V183H238ZM252 184V185H253ZM1 185V184H0ZM3 185V184H2ZM58 185V184H57ZM248 185H250L251 186V184H248ZM264 185V184H263ZM8 186V185H7ZM33 186V185H32ZM246 186V185H245ZM258 185H256V188H258L257 187ZM2 187V186H1ZM18 187V186H17ZM235 187V186H234ZM242 187H244V186H242ZM254 187V186H253ZM253 187L251 188H248L247 187V189L245 190L246 191V193L247 194H249V195H251V196H254L256 199H258L257 201L261 204V205H263L264 204V191L262 192L261 191V189H259V190H257V189H253ZM261 187V186H260ZM3 188V187H2ZM7 189H8V187H6ZM10 188H11V186H10ZM25 188V187H24ZM236 188V187H235ZM238 188V187H237ZM262 188V187H261ZM264 188V187H263ZM15 189V188H14ZM45 189H46V187H45ZM238 189H240V188H238ZM6 190V189H5ZM16 190H18V189H16ZM19 190H21V189H19ZM237 190V189H236ZM263 190V189H262ZM29 191V190H28ZM28 191H27V193H28ZM8 192V191H7ZM4 193V192H3ZM10 193V192H9ZM30 193V192H29ZM240 193H241V191H240ZM6 194V193H5ZM11 194V193H10ZM16 194V193H15ZM33 194H35V193H33ZM38 194V193H37ZM42 194V193H41ZM246 194V195H247ZM12 195V194H11ZM49 195V194H48ZM127 195V194H126ZM135 195V194H134ZM235 195H237V194H235ZM0 196H2V195H0ZM15 196V195H14ZM40 196V195H39ZM53 196V195H52ZM125 196V195H124ZM238 196V195H237ZM245 196V195H244ZM2 197H4V196H2ZM7 197H8V195H7ZM33 197V196H32ZM185 197V196H184ZM133 198V196L130 198L129 197V200H131ZM136 198V197H135ZM189 198V197H188ZM235 198V197H234ZM239 198H240V196H239ZM241 198H243V197H241ZM244 198H246V197H244ZM2 199V198H1ZM34 199V198H33ZM38 199V198H37ZM41 199V198H40ZM173 199V198H172ZM181 199H183L182 197H181ZM180 199V200H181ZM185 199V198H184ZM190 199H192L191 197H190ZM3 200V199H2ZM18 200V199H17ZM27 200V199H26ZM50 200H52L51 198H49V197H47V201L49 202ZM179 200V199H178ZM186 200V199H185ZM247 200V199H246ZM252 200V199H251ZM255 200V199H254ZM14 201V200H13ZM28 201V200H27ZM58 201V200H57ZM165 201V200H164ZM174 201V200H173ZM175 201H176V199H175ZM187 201V200H186ZM244 201H245V199H244ZM17 202V201H16ZM31 202V201H30ZM29 202V203H30ZM34 202H35V200H34ZM79 202H80V200H74L73 201V204L71 205V207H69V206H63L62 207V212L60 213V214H57L56 216H55V218L56 219H58L59 220V222H61L62 224H65V222H66V220H68L69 219V217L72 215V213L75 211H78L79 209H78V207H79ZM129 202H131V201H129ZM166 202V201H165ZM168 202V201H167ZM177 202V201H176ZM183 202V201H182ZM181 202V203H182ZM189 202H191V201H189ZM249 201H247L246 203H248ZM251 202H254V201H251ZM256 202V201H255ZM18 203V202H17ZM21 203V202H20ZM32 203V202H31ZM237 203V202H236ZM257 203V202H256ZM259 203H258V205H259ZM263 203V204H262ZM16 204V203H15ZM22 204V203H21ZM24 204H25V202H24ZM125 204V203H124ZM123 204V205H124ZM170 204V203H169ZM174 204V203H173ZM188 204V203H187ZM190 204V203H189ZM249 204V203H248ZM12 205H13V202H12ZM33 205H35V204H33ZM32 205V206H33ZM65 205V204H64ZM252 205V204H251ZM258 205L257 206H255V207H253V208H259L258 207ZM14 206V205H13ZM173 206V205H172ZM4 207V206H3ZM22 207V206H21ZM26 207V206H25ZM31 207V206H30ZM29 207V208H30ZM37 207V206H36ZM127 207V206H126ZM167 207V206H166ZM261 207V206H260ZM264 206H262V208H263ZM16 209H19L20 208V205L19 204H17L16 205V207H15ZM23 208V207H22ZM169 208V207H168ZM2 209V208H1ZM9 209V208H8ZM37 209V208H36ZM42 209V208H41ZM128 209V208H127ZM126 209V210H127ZM252 209V208H251ZM261 209V208H260ZM260 209H258V210H260ZM22 210V209H21ZM30 210H31V208H30ZM40 210V209H39ZM125 210V211H126ZM257 210V211H258ZM262 210V209H261ZM263 210H264V208H263ZM5 211V210H4ZM7 211V210H6ZM17 211V210H16ZM35 211H37V210H35ZM250 211V210H249ZM253 211V210H252ZM251 211V212H252ZM10 212H11V210H10ZM22 212V211H21ZM253 212H255V211H253ZM252 212V213H253ZM258 212H260V211H258ZM6 213V212H5ZM5 213H2V214H4L5 215ZM78 213V212H77ZM81 213V212H80ZM128 213V212H127ZM11 214V213H10ZM17 214H19V213H17ZM23 214V213H22ZM26 214V213H25ZM39 214H40V212H39ZM164 214V213H163ZM163 214H161L160 213V215H162L163 216ZM167 214V213H166ZM249 214V213H248ZM254 214V213H253ZM252 214V215H253ZM256 214V213H255ZM16 215V214H15ZM33 215V214H32ZM126 215V214H125ZM262 215V214H261ZM260 214H259V218H260V216H261ZM1 216V215H0ZM19 216H21L20 214H19ZM23 216V215H22ZM21 216V217H22ZM29 216V215H28ZM31 216V215H30ZM46 216V215H45ZM122 216V215H121ZM142 216V215H141ZM161 216V217H162ZM190 216V215H189ZM236 216V215H235ZM256 216H257V214H256ZM10 217V216H9ZM13 217H14V215H13ZM35 217V216H34ZM44 217V216H43ZM47 217V216H46ZM80 217V216H79ZM134 214L130 211V215H129V226L128 225H126V227L128 226V229H129V232H127L128 233V241H129V245H130V254H128L129 256H131V257H129V259H131L132 258V263L131 264H140L139 263V256H140V253H139V251H142V250H140L141 248V246H142V241H141V239H140V236H139V232H140V228L138 227V225L136 224V220L138 221V218L135 220L134 219ZM158 217V216H157ZM177 217V216H176ZM176 217H174V218H176ZM179 217V216H178ZM181 217V216H180ZM191 217V216H190ZM4 218H5V216H4ZM37 218H39V217H37ZM42 218V217H41ZM127 218V217H126ZM140 218V217H139ZM184 218V217H183ZM187 218H188V216H187ZM186 218V219H187ZM210 218V217H209ZM208 218V219H209ZM245 218H247V217H245ZM244 218V219H245ZM249 218H251V217H249ZM253 218H255L256 219V217H253ZM1 220H2V218H0ZM7 219V218H6ZM9 219V218H8ZM18 219V218H17ZM16 219V220H17ZM20 219H22V218H20ZM24 219H26V218H24ZM29 219V218H28ZM79 219V218H78ZM144 219V218H143ZM154 219V218H153ZM164 222H165V216H164ZM162 219V220H163ZM167 219V218H166ZM172 219H173V217H172ZM177 219V218H176ZM205 219V218H204ZM252 219V218H251ZM261 219H262V217H261ZM39 220H41V219H39ZM38 220V221H39ZM58 220H56V221H58ZM74 220H76V218L74 219ZM127 220V219H126ZM140 220V219H139ZM142 220V219H141ZM157 220H159L158 222L160 223V225H162V229H165V226L163 225V221H160V219H156V220H154V221H157ZM168 220V219H167ZM185 220V219H184ZM188 220V219H187ZM191 220V219H190ZM241 220H242V218H241ZM245 220H247V219H245ZM256 220H258V219H256ZM4 221V220H3ZM9 221H10V219H9ZM8 221V222H9ZM13 221H15V220H13ZM42 221V220H41ZM45 221V219L43 220V222ZM171 221V220H170ZM182 221V220H181ZM180 221V222H181ZM200 221V220H199ZM212 221V220H211ZM223 221V220H222ZM234 221V220H233ZM264 221V220H263ZM11 222V221H10ZM27 222H28V220H27ZM31 222V221H30ZM40 222V221H39ZM39 222H38V224H39ZM47 222V221H46ZM45 222V223H46ZM127 222V221H126ZM167 222H169V221H166V223ZM186 222V221H185ZM198 222V221H197ZM207 222V221H206ZM254 222H256L257 223V221H254ZM19 223H22V222H19ZM24 223V222H23ZM32 223V222H31ZM53 223V222H52ZM162 223V224H161ZM165 223V224H166ZM187 223V222H186ZM210 223V222H209ZM215 223V222H214ZM231 223V222H230ZM233 223V222H232ZM235 223V222H234ZM241 223V222H240ZM243 223V222H242ZM260 223V222H259ZM2 224V223H1ZM9 224V223H8ZM26 224V223H25ZM61 224V225H62ZM173 224V223H172ZM171 224V225H172ZM191 224V223H190ZM203 224V223H202ZM201 224V225H202ZM237 224V223H236ZM239 224V223H238ZM247 224V223H246ZM4 225V224H3ZM10 225H12V224H10ZM23 225V224H22ZM168 225V224H167ZM170 225V224H169ZM168 225V226H169ZM174 225V224H173ZM180 225V224H179ZM207 225V224H206ZM235 225V224H234ZM242 225V224H241ZM248 225V224H247ZM252 225V224H251ZM256 225V224H255ZM254 225V226H255ZM260 225V224H259ZM20 226V225H19ZM27 226V225H26ZM49 226V225H48ZM53 226V225H52ZM174 226H176V225H174ZM178 226V225H177ZM189 226V225H188ZM214 226V225H213ZM226 226V225H225ZM232 226V225H231ZM245 226V225H244ZM262 226V225H261ZM2 227V226H1ZM24 228H25V225L23 226ZM41 226H39L38 228H40ZM45 227V226H44ZM47 227V226H46ZM57 227H58V225H57ZM190 227V226H189ZM194 227V226H193ZM196 227V226H195ZM199 227V226H198ZM263 227V226H262ZM3 228V227H2ZM10 228V227H9ZM12 228V227H11ZM10 228V229H11ZM30 228V227H29ZM184 228V227H183ZM191 228V227H190ZM212 228V227H211ZM210 228V229H211ZM234 228V227H233ZM232 228V229H233ZM236 228V227H235ZM240 228V227H239ZM253 228V227H252ZM7 229V228H6ZM22 229V228H21ZM31 230H32V228H30ZM53 229V228H52ZM56 229V228H55ZM178 229V228H177ZM181 229V228H180ZM202 229V228H201ZM208 229V228H207ZM255 229V228H254ZM5 230V229H4ZM15 230V229H14ZM23 230V229H22ZM21 230V231H22ZM173 230V229H172ZM175 230H176V228H175ZM187 230V229H186ZM190 230V229H189ZM191 230H193L192 228H191ZM212 231H213V233H214V230L213 229H211ZM215 230H216V228H215ZM223 230V229H222ZM238 230V229H237ZM20 231V232H21ZM162 231V230H161ZM160 231V232H161ZM171 231V230H170ZM174 231V230H173ZM173 231H171V233L173 232ZM178 231V230H177ZM181 231V230H180ZM208 232H209V230H207ZM247 231V230H246ZM256 231V230H255ZM264 231V230H263ZM2 232H4V231H2ZM7 232V231H6ZM5 232V233H6ZM13 232H15V231H13ZM30 232V231H29ZM41 232V231H40ZM158 232V231H157ZM167 232V231H166ZM182 232V231H181ZM196 232V231H195ZM211 232V231H210ZM227 232V231H226ZM257 232H258V229H257ZM16 233V232H15ZM14 233V234H15ZM177 233V232H176ZM199 233V232H198ZM201 233V232H200ZM203 233V232H202ZM201 233V234H202ZM205 233V232H204ZM222 233V232H221ZM224 233V232H223ZM232 233V232H231ZM26 234H27V232H26ZM38 234V233H37ZM156 234V233H155ZM154 234V235H155ZM161 234V233H160ZM166 234V233H165ZM168 234V233H167ZM174 234V233H173ZM172 234V235H173ZM200 234V235H201ZM208 234V233H207ZM206 234V235H207ZM215 234H217V233H215ZM219 234V233H218ZM227 234H228V232H227ZM235 234V233H234ZM241 234V233H240ZM260 234V233H259ZM2 235H4V233L2 234ZM7 235V234H6ZM9 235H12V233H10ZM122 235V234H121ZM205 235V234H204ZM224 235V234H223ZM231 235V234H230ZM243 235V234H242ZM234 235L235 236V242L233 243V244H235L234 245V247H232V248H230V249H223L224 251L223 252H225V251H227V250H229V251H234V249H236V247H239V246H241L244 242H246V241H248L249 239H248V237L247 236H245V235ZM17 236H20V237H22V235L20 234V235H17ZM24 236V235H23ZM124 236V235H123ZM165 236V235H164ZM167 236V235H166ZM168 236H171V235H168ZM168 236H167V238H168ZM178 236V235H177ZM183 236V235H182ZM187 236V235H186ZM191 236H192V234H191ZM202 236V235H201ZM212 236V235H211ZM227 236V235H226ZM229 236V235H228ZM8 237V236H7ZM10 237V236H9ZM13 237V236H12ZM20 237H18V239H17V237L15 238L16 240H19L20 239ZM126 237V236H125ZM154 237V236H153ZM163 237V236H162ZM178 237H180L181 238V235H179ZM184 237V236H183ZM198 237V236H197ZM252 237V236H251ZM124 238V237H123ZM156 238V237H155ZM158 238V237H157ZM163 238H165V237H163ZM173 238V237H172ZM188 238V237H187ZM193 238V237H192ZM191 238V239H192ZM199 238H200V236H199ZM220 238H221V236H220ZM230 238V237H229ZM229 238H228V240H229ZM263 238V237H262ZM12 240V242H10V245L12 244V243H14V242H17L16 240ZM127 239V238H126ZM159 239V238H158ZM189 239V238H188ZM196 239V238H195ZM232 239V238H231ZM233 239V240H234ZM1 240V239H0ZM21 240V239H20ZM20 240L18 241L19 243H20ZM31 240H33V239H31ZM36 240V239H35ZM170 240V242H171V239H169ZM180 240V239H179ZM190 240V239H189ZM198 240V239H197ZM215 240V239H214ZM5 241H6V239H5ZM28 241V240H27ZM37 241V240H36ZM127 241V240H126ZM126 241H125V243H126ZM157 241V240H156ZM161 241H162V239H161ZM161 241H157V243L158 242H160L161 243ZM200 241V240H199ZM205 241V240H204ZM7 242V241H6ZM29 242V241H28ZM164 242V241H163ZM167 242V241H166ZM169 242V241H168ZM167 242V243H168ZM173 242V241H172ZM185 242H186V240H185ZM189 241H187L186 242V244L188 243ZM194 242V241H193ZM192 242V243H193ZM197 242V241H196ZM214 242V241H213ZM221 242V241H220ZM220 242H219V246H220ZM229 242H230V240H229ZM249 242H250V240H249ZM18 243V244H19ZM30 243H32V242H30ZM29 243V244H30ZM123 243H124V240H123ZM144 243V242H143ZM176 243V242H175ZM217 243V242H216ZM223 243V242H222ZM228 243V242H227ZM252 243V242H251ZM4 244V243H3ZM17 243H16V246L18 245ZM146 244V243H145ZM209 244V243H208ZM228 244H230V243H228ZM9 244H6V247H8V246H10ZM20 245H22V244H20ZM115 245H117V244H115ZM115 245H113V246H115ZM147 245V244H146ZM157 245V244H156ZM161 245V244H160ZM165 245V244H164ZM169 245V244H168ZM167 245V246H168ZM174 245V244H173ZM190 245H193V244H190ZM207 245V244H206ZM212 245V244H211ZM223 245V244H222ZM248 245V244H247ZM24 246V245H23ZM166 246V245H165ZM170 246H171V244H170ZM169 246V247H170ZM216 246H217V244H216ZM215 246V247H216ZM249 246V245H248ZM12 247V246H11ZM15 247V246H14ZM19 247H21V246H19ZM30 247V246H29ZM31 247H32V245H31ZM35 247V246H34ZM106 247V246H105ZM108 247V246H107ZM142 247H144V246H142ZM163 247V246H162ZM192 247V246H191ZM218 247V246H217ZM221 247V246H220ZM243 247V246H242ZM2 248V247H1ZM13 248V247H12ZM26 248V247H25ZM113 248V247H112ZM152 248V247H151ZM154 248V247H153ZM152 248V249H153ZM160 247H158V249H159ZM166 249H167V247H165ZM199 248V247H198ZM225 248V247H224ZM247 248V247H246ZM3 249V248H2ZM24 249V248H23ZM28 249V248H27ZM108 249V248H107ZM118 249V248H117ZM116 249V250H117ZM121 249V248H120ZM145 249V248H144ZM151 249V251H153ZM173 249V248H172ZM176 249V248H175ZM182 249V248H181ZM187 249V248H186ZM185 249V250H186ZM222 249V248H221ZM221 249H220V252H221ZM238 249V248H237ZM102 250H104V248L102 249ZM110 250H112L111 248H110ZM114 250V249H113ZM128 250V249H127ZM147 250H149L148 248H147ZM155 250V249H154ZM161 250V248L159 249V251ZM164 250V249H163ZM178 250V249H177ZM184 250V249H183ZM240 250V249H239ZM5 251V250H4ZM14 251V250H13ZM19 251V250H18ZM21 251H22V249H21ZM26 251V250H25ZM33 251V250H32ZM31 251V252H32ZM107 251V250H106ZM122 251V250H121ZM150 251V250H149ZM156 251V250H155ZM158 251V252H159ZM195 251V250H194ZM242 251H243V249H242ZM8 252V251H7ZM17 252V251H16ZM22 252H24V250L22 251ZM27 252H28V250H27ZM30 252V251H29ZM30 252V253H31ZM91 252H92V250H91ZM90 252V253H91ZM98 252V251H97ZM110 252V251H109ZM116 252H118V251H116ZM120 252V251H119ZM157 252V253H158ZM164 252V251H163ZM172 252V251H171ZM178 252V251H177ZM180 252V251H179ZM190 252V251H189ZM206 252V251H205ZM219 252V253H220ZM236 252V251H235ZM240 252H241V250H240ZM5 253V252H4ZM14 253H15V251H14ZM89 253V252H88ZM99 253H101V252H99ZM110 253H112V252H110ZM127 253V252H126ZM160 253V252H159ZM158 253V254H159ZM183 253V252H182ZM181 253V254H182ZM187 253H188V251H187ZM191 253V252H190ZM222 253V252H221ZM220 253V254H221ZM7 254V253H6ZM6 254H5V256H6ZM22 254V253H21ZM27 254V253H26ZM92 254H95V253H92ZM113 254V253H112ZM121 254V253H120ZM161 254H162V252H161ZM171 254V253H170ZM176 255H177V253H175ZM184 254V253H183ZM193 254V253H192ZM207 254V253H206ZM222 254H224V253H222ZM229 254V253H228ZM227 254V255H228ZM2 255V254H1ZM0 255V256H1ZM12 255V256H11ZM17 255L18 256H16L15 254L13 255V254H10V257H7V258H3V261H0V264H42V263H40V262H37V261H35V262H31V259H30V262H28V261H25L24 260V258H23V256L25 255H23V256H21L20 254H18L17 253ZM28 255V254H27ZM106 255H108V254H106ZM123 255V254H122ZM173 255V254H172ZM189 255V254H188ZM191 255V254H190ZM190 255H189V257H190ZM194 255V254H193ZM198 255V254H197ZM202 255V254H201ZM204 255V254H203ZM226 255V256H227ZM234 255V254H233ZM3 256V255H2ZM93 256H95V255H93ZM97 256H98V254H97ZM104 256V255H103ZM111 256V255H110ZM113 256V255H112ZM115 256V255H114ZM124 256V255H123ZM126 256V255H125ZM154 256V255H153ZM152 256V257H153ZM156 256V255H155ZM174 256V255H173ZM178 256V255H177ZM215 256H216V254H215ZM226 256H225V258H226ZM239 256V255H238ZM107 257V256H106ZM116 257H118V256H116ZM119 257H121V256H119ZM150 257V256H149ZM151 257V258H152ZM199 257V259L201 258L200 256H198ZM228 257H229V255H228ZM237 257V256H236ZM29 258V257H28ZM38 258V257H37ZM36 258V259H37ZM156 258V257H155ZM154 258V259H155ZM35 258H34V260H36ZM89 259H91L90 257H89ZM93 259V258H92ZM101 259V258H100ZM117 259V258H116ZM119 259V258H118ZM121 259V258H120ZM125 259V258H124ZM167 259V258H166ZM209 259V258H208ZM214 259V258H213ZM218 262H223V256H218ZM227 259V258H226ZM39 260H40V258H39ZM44 260V259H43ZM88 260V259H87ZM95 260V259H94ZM93 260V261H94ZM142 260V259H141ZM146 260V259H145ZM157 260V259H156ZM169 260H170V258H169ZM172 260H173V258H172ZM196 260V259H195ZM201 260V259H200ZM216 260V259H215ZM230 260V259H229ZM49 261V260H48ZM57 261V260H56ZM83 261V260H82ZM96 261V260H95ZM98 261V260H97ZM101 261H103V260H101ZM128 261V260H127ZM143 261V260H142ZM154 261V260H153ZM160 261V260H159ZM163 261V260H162ZM166 261V260H165ZM179 261V260H178ZM177 261V262H178ZM188 261V260H187ZM190 261H192V260H190ZM210 261V260H209ZM227 260H225L224 262H226ZM232 261V260H231ZM263 261V260H262ZM125 262V261H124ZM147 262V261H146ZM172 262V261H171ZM189 262V261H188ZM187 262V263H188ZM207 262V261H206ZM216 262V261H215ZM221 262V263H222ZM264 262V261H263ZM44 263V262H43ZM56 263V262H55ZM54 263V264H55ZM72 263V262H71ZM75 263H77V262H75ZM92 263V262H91ZM102 263V262H101ZM130 263V262H129ZM148 263V262H147ZM151 262H149V264H150ZM152 263H154V262H152ZM162 263V262H161ZM167 263V262H166ZM169 263V262H168ZM186 263V262H185ZM196 263V262H195ZM199 263V262H198ZM202 263V262H201ZM208 263V262H207ZM86 264V263H85ZM93 264V263H92ZM115 264V263H114ZM142 264V263H141ZM144 264H145V262H144ZM164 264H165V262H164ZM191 264H193V263H191ZM204 264V263H203ZM214 264V263H213ZM216 264H218L217 262H216ZM231 264V263H230ZM256 264V263H255ZM258 264V263H257ZM262 264V263H261Z\"/></svg>",
	"mask_w": 264,
	"mask_h": 264
}]
</instances>
